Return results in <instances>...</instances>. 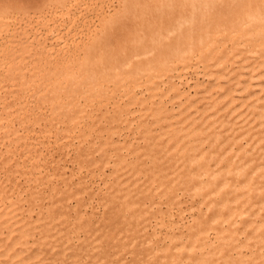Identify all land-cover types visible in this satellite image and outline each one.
<instances>
[{"label": "rangeland", "instance_id": "obj_1", "mask_svg": "<svg viewBox=\"0 0 264 264\" xmlns=\"http://www.w3.org/2000/svg\"><path fill=\"white\" fill-rule=\"evenodd\" d=\"M1 2L0 3H3V1L2 0H0ZM5 2V4L3 3V4H1L0 5V8L3 10V12L5 13H3V12H1L2 10L0 9V18H2V19H0V34H1V36H2V39L0 38V44L2 45H0V49H1V47L2 48H4L5 49V51H6V53L4 52V50L2 49V51L0 52V55H2V56H0L2 59H0V73H1V75H0V78H1V80H0V83H3L2 85L4 86V85H7V80H9V78L11 79V78H19V79H25V80H28V79H30V78H32V79H38V80H40V82L34 87L35 88V90L37 89V88H42L43 86H44V84H45V82L47 83L48 81H51V80H55L56 78L57 79H60L61 77H60V74H61V72L62 71H74V72H76L77 70H76V68L78 67V65L80 64V63H82L84 60H86L87 58H88V55L90 56V55H93V54H98L100 51H101V48L100 47H98V42H99V40H104L105 42H107V43H109V42H111L112 44H113V42H115L113 45H115L118 41L117 40H119L118 38L119 37H115V35L116 36H118L117 34H119L120 33V35L119 36H121V35H123V33H125L126 32V30L128 29V27L129 26H131V27H129V29H132L133 27H134V23L133 22H130L129 20V22H130V24H128L126 21H122L123 22V24H120V22H118V23H116L115 25L118 27V30H117V28H116V30H117V32H116V34H114V32H112V30H115V27L113 26V28L114 29H112V28H108V24L109 23H107V25H106V23H105V21L106 22H108L110 19H113L115 16H117V12L116 11H118L120 8H121V1L120 0H43V1H45L43 4L44 5H46V6H44V7H41V5H43V4H39V3H42L41 1L40 2H38V1H36V0H26V1H23L22 0V2L25 4V5H23L24 7H22V2H21V9L18 7V6H20V5H18L20 2H19V0L17 1V0H14L13 1V5H14V7H13V9H11V10H13V11H11L10 9H8L7 7H9L10 6V8H11V5H12V0H10L9 2H7V0H4ZM18 3H17V2ZM33 2V1H35V2H33V3H31L30 4V2ZM81 1H83V2H81ZM89 1V2H88ZM56 2V3H55ZM108 2V3H107ZM58 3H59V5H58ZM72 3V4H71ZM88 3V4H87ZM95 3V4H94ZM107 3V4H106ZM119 5H118V4ZM8 4H9V6H8ZM28 6H27V5ZM38 4L39 5V7H38V5H37V7H36V5ZM52 4V5H51ZM57 4V5H56ZM70 4V5H69ZM90 4V5H89ZM29 5H31V6H29ZM35 5V6H34ZM67 5V6H66ZM4 6H7L6 8L7 9H5L4 8ZM26 6H27V8L28 9H26ZM48 6H49V8H48ZM53 8H52V7ZM60 7V8H58V7ZM29 7H31V8H29ZM40 7L42 8V9H40ZM55 7H57V8H55ZM63 7V8H62ZM64 7H65V9H64ZM69 7V8H68ZM103 7V8H102ZM118 7H120V8H118ZM23 8H25V9H23ZM34 8H37V9H35V11H34ZM5 9V10H4ZM17 9V10H16ZM40 9V10H39ZM48 9H49V12H48ZM52 9H53V11H52ZM70 11H69V10ZM113 9V10H112ZM117 9V10H116ZM64 12H63V11ZM104 10V11H103ZM16 11L18 12V13H16ZM28 11H30V12H28ZM45 11V12H44ZM51 11V12H50ZM58 11V12H57ZM60 11H62V12H60ZM99 11V12H98ZM114 11V12H113ZM25 14H23V13ZM33 12V13H32ZM39 12H41V14L39 13ZM44 12V13H43ZM57 12V13H56ZM98 12V13H97ZM107 12H109V13H107ZM9 14V16H8V14ZM52 13V14H51ZM66 14L65 15V17H62V16H64L63 14ZM114 13H115V15H114ZM4 16H3V15ZM14 14V15H13ZM31 14V15H30ZM33 14H35V16L33 15ZM62 14V15H61ZM78 14V15H77ZM101 14V15H100ZM27 15L30 17V20H29V18L27 17ZM51 16V18H50V16ZM54 15V16H53ZM70 17H69V16ZM96 15V16H95ZM13 16H14V18H13ZM17 18H16V17ZM41 18H40V17ZM49 16V17H48ZM56 16V17H55ZM73 16V17H72ZM86 16V17H85ZM105 18H104V17ZM108 16H110V17H108ZM6 17H8V20H10L11 19V22H9L7 19H6ZM24 17V18H23ZM37 17V18H36ZM72 17V18H71ZM112 17V18H111ZM12 18H13V21H12ZM18 18H20V19H18ZM31 18H33V19H31ZM40 18V19H39ZM46 18V20L44 21V19ZM52 20V19H54L53 21H52V23L48 20ZM83 18V19H82ZM102 18H104V20L102 19ZM107 18V19H106ZM108 18H110V19H108ZM4 19V20H3ZM18 19V20H17ZM34 19H36V20H34ZM57 19H58V21H57ZM63 19V20H62ZM65 19V20H64ZM75 19V20H74ZM3 20V21H2ZM6 20V21H5ZM26 21V22H24V21ZM32 20H34V21H32ZM39 20H40V22H39ZM42 20V21H41ZM80 20H82V21H80ZM101 20H102V22H101ZM19 23V26L17 25V22ZM20 21V22H19ZM22 21V22H21ZM47 21V22H46ZM65 21V23H63ZM68 21H69V23L70 24H68ZM75 21V22H74ZM84 21V22H83ZM87 21V22H86ZM104 21V22H103ZM13 22H15V23H13ZM33 22V23H32ZM37 22H38V24H37ZM43 22H44V24H45V22L47 23V24H43ZM51 24H50V23ZM72 22V23H71ZM86 22V23H85ZM110 22V21H109ZM121 22V23H122ZM126 24H125V23ZM7 23H9V24H7ZM25 23V24H24ZM39 23H42V26L44 25V28H42V26H41V24H39ZM55 23H57V25L55 24ZM59 23V24H58ZM90 23V25H88ZM101 23H104V24H101ZM5 24V25H4ZM13 25V27H10V26H12ZM18 26V27H20V28H18V27H14V26H16V25ZM29 24V25H28ZM30 24H31V26H30ZM34 24L35 25H37V26H34ZM49 24V25H48ZM65 24V25H64ZM79 24L81 25L80 27H79ZM85 24V25H84ZM98 24V25H97ZM99 24H100V27H99ZM133 24V25H132ZM7 25H9V27H7ZM21 25H23L24 27L23 28H25V26L26 25H28V26H30V27H28V26H26V27H28L27 28V31H24V30H26V29H24V30H22L21 29ZM33 25V26H32ZM69 25V26H68ZM77 25V26H76ZM104 25H106L107 26V28L106 27H104ZM119 25V26H118ZM3 26V27H2ZM6 26V27H5ZM41 26V27H40ZM47 26H48V28H47ZM52 26V27H51ZM56 26V27H55ZM62 26H63V28H62ZM67 26L69 27L68 29H66L67 28ZM72 26V27H71ZM85 26V27H84ZM89 26V27H88ZM36 29H35V28ZM50 27V28H49ZM57 27H59V28H57ZM83 27V28H82ZM122 27H125V30H122ZM127 27V28H126ZM5 28H8L7 29V32L8 33H6L5 31H6V29ZM10 28H14L13 30L12 29H10ZM30 28H32V30L30 29ZM64 28H65V30H67V32L64 30ZM71 28V29H70ZM73 28H74V30H73ZM75 28H78V29H75ZM91 28H92V30L94 31L95 30V32H94V34H93V31L91 30ZM99 28H100V30H99ZM105 28H106V31L109 29L111 32H109V31H107V32H109L110 34H106L105 32ZM20 29V30H19ZM29 29V30H28ZM38 30L37 31V33H36V35H38V37L40 36V39H39V41H38V38H37V36L35 35V30ZM46 29H48V30H46ZM64 32H66V33H64L63 34V32L61 31V30ZM71 31H70V30ZM85 29V32H83V30ZM91 31H90V30ZM98 29V30H97ZM119 29L121 30L120 32H119ZM10 30H11V33H10ZM17 30H19V31H17ZM44 30H46L47 32V34L46 33H44ZM53 30H54V32H53ZM56 30V31H55ZM68 30H69V32H68ZM75 31V32H73V31ZM115 30V31H116ZM14 31H15V33H17V34H15L14 33ZM22 33H21V32ZM31 33H30V32ZM33 31H35V32H33ZM40 31V32H39ZM41 31H43L42 32V35H39V34H41ZM51 31V32H50ZM58 31V32H57ZM80 31H81V36H80ZM99 31H102V33L101 32H99ZM103 31H105V32H103ZM128 31V30H127ZM13 32V33H12ZM21 33V35H20V33ZM25 32V33H24ZM26 32H27V34L28 35H26L25 36V34H26ZM58 33V34H56V33ZM59 32H61V34L59 33ZM79 32V33H78ZM83 32V33H82ZM88 32V35L86 34ZM97 32H99V33H97ZM119 32V33H118ZM122 32V33H121ZM10 33V34H9ZM24 33V34H23ZM44 33V34H43ZM103 33H105V34H103ZM111 33H113V35H114V37L115 38H113L112 36H111ZM8 34H9V36H8ZM31 34V35H30ZM50 34V35H49ZM54 34V35H53ZM71 34H72V36H71ZM77 34H79L78 35V37H76V35ZM84 34V35H83ZM93 34V35H92ZM101 34V35H100ZM3 35H4V37H3ZM8 37H7V36ZM36 37H35V36ZM44 35H47V36H44ZM69 37H68V36ZM99 35V36H98ZM102 35H107V36H110V37H108L109 39H108V41H107V37H103ZM0 36V37H1ZM12 36V37H11ZM20 36V38H18V37ZM29 38H28V37ZM30 36H32V38L33 39H31V37ZM55 36V37H54ZM59 36V37H58ZM65 36H66V39H65ZM75 36V37H74ZM90 36V37H89ZM92 36H96L94 39H93V37ZM102 36V37H101ZM13 37H14V39H13ZM48 37V38H47ZM61 37H62V39H61ZM64 37V38H63ZM84 39H83V38ZM6 38V39H5ZM25 39V40H23V39ZM27 38V39H26ZM41 38H43V39H41ZM52 38H53V40H52ZM59 38V39H58ZM74 38V39H73ZM75 38H77V40H75ZM81 38V39H80ZM88 39V40H86V39ZM100 38V39H99ZM104 38V39H103ZM105 38H106V40H105ZM4 39H5V41H4ZM9 39V40H8ZM16 39V40H15ZM21 40V42L23 41V43H29V45L27 44V45H22L23 43H19L20 41H18V40ZM45 39H47V41L45 40ZM112 39H114V41L112 40ZM27 40V41H26ZM30 40V41H29ZM31 40H32V42H31ZM37 41V44L39 45V43L41 44V45H39V46H37V44H36V42L35 41ZM45 40V41H44ZM56 40H58V41H56ZM67 40H69V41H67ZM91 40V41H90ZM6 42V43H4V42ZM26 41V42H25ZM29 41V42H28ZM44 41V43L42 44L41 42H43ZM51 41V42H50ZM61 41H63V42H61ZM70 41H71V44H69L70 43ZM93 41V42H92ZM117 41V42H116ZM8 42H9V44H8ZM16 42V43H15ZM19 44H18V43ZM53 42V43H52ZM56 42V43H55ZM64 42H65V44H64ZM81 42H83V44L81 43ZM85 42V43H84ZM90 42V43H89ZM94 42H95V44H94ZM12 43H14V44H12ZM72 43H74V44H72ZM86 43H88L87 45H86ZM93 43V44H92ZM110 43V45H112ZM3 44H7V45H9V46H6V45H3ZM48 44V45H47ZM60 44H62V45H60ZM87 46H85V45ZM11 45H13V46H11ZM34 45V46H33ZM73 45V46H72ZM75 45V46H74ZM79 45V46H78ZM96 46V47H94V46ZM112 45V46H113ZM15 46V47H14ZM16 46H17V49H16ZM21 46V47H20ZM28 46V47H27ZM35 46H37V48L35 47ZM42 46V47H41ZM45 46V47H44ZM50 46L51 47H54V49L52 50V48H50ZM57 46V47H56ZM59 46V47H58ZM84 47V48H81V47ZM91 47V49H90V47ZM22 47H24L25 48V50H24V48H22ZM31 47V48H30ZM50 48V49H48V48ZM65 47V48H64ZM86 47V48H85ZM12 48V49H11ZM26 48H27V51H26ZM38 48H40V49H38ZM44 50H43V49ZM47 48V49H46ZM68 48H69V50H68ZM71 48V49H70ZM77 48H78V50L80 51V52H78V50H77ZM80 48V49H79ZM87 48H88V50H87ZM98 48V49H97ZM99 48H100V50H99ZM13 49H15V50H13ZM35 51H34V50ZM45 49H46V51H45ZM63 51H62V50ZM74 49V50H73ZM83 49V50H82ZM13 50V51H12ZM23 50V51H22ZM32 50H33V52H32ZM38 50V51H37ZM40 50V51H39ZM42 50H43V52H42ZM56 50V51H55ZM70 50H71V52H70ZM91 50V51H90ZM95 52H94V51ZM12 51V52H11ZM15 51V54H13V52ZM20 51V52H19ZM37 51V52H36ZM49 51H51V52H49ZM73 51V52H72ZM77 51V52H76ZM85 51H86V53H85ZM88 51V52H87ZM94 53H93V52ZM4 52V53H3ZM30 52L32 53V54H30ZM35 52V53H34ZM61 54H60V53ZM65 52V53H64ZM97 52V53H96ZM27 53V54H26ZM29 53V54H28ZM48 53V54H47ZM56 53V54H55ZM3 54H5V55H3ZM12 54H13V56H12ZM19 54V55H18ZM23 54V56L21 57V55ZM26 54V55H25ZM45 54V55H44ZM51 54H53V56L51 55ZM55 54V55H54ZM60 54V55H59ZM70 54H72V56L70 55ZM78 55V57H75V56H77ZM83 54H84V56L86 57H84L83 56ZM32 55H35V56H33V60L31 59V57H32ZM44 57H43V56ZM49 55H51V57L49 56ZM4 56V57H3ZM10 56V57H9ZM24 56H25V58H24ZM39 56V57H38ZM71 56V57H70ZM19 57H21L20 58V60H19ZM27 57V58H26ZM29 57V58H28ZM36 57V58H35ZM57 57V58H56ZM67 57V58H66ZM6 60V61H4V59ZM17 58H18V60H17ZM51 58V59H50ZM66 58V59H65ZM75 58H76V60H75ZM82 58V59H81ZM85 58V59H84ZM25 60V63L23 62L24 60ZM28 59V60H27ZM62 59V60H61ZM80 60V61H78V60ZM2 60V61H1ZM15 60H17V61H15ZM23 60V61H22ZM29 62H27V61ZM60 60V61H59ZM70 60V61H69ZM75 60V61H74ZM8 61V62H7ZM14 61V62H13ZM35 61V62H34ZM40 61V62H39ZM52 63H51V62ZM54 61V62H53ZM56 61V62H55ZM78 61V62H77ZM10 62V63H9ZM15 62H17V64L15 63ZM21 62H22V64H21ZM34 62V63H33ZM47 62V63H46ZM59 62V63H58ZM71 64H70V63ZM72 62H73V64H72ZM75 62V63H74ZM77 62V63H76ZM15 63V64H14ZM31 63H33V65H31ZM41 63V64H40ZM54 63V64H53ZM63 63H64V65H63ZM3 64V65H2ZM13 64V67L11 66ZM21 64V65H20ZM28 64H30L29 66H28ZM37 64V65H36ZM50 64V65H49ZM62 64V65H61ZM57 65V66H56ZM9 66V67H8ZM24 66V67H23ZM35 66H37V69L35 68ZM45 66V67H44ZM52 66H53V68H52ZM63 68H62V67ZM67 66V67H66ZM69 66V67H68ZM76 66V67H75ZM5 67V68H4ZM20 67V68H19ZM22 67V68H21ZM29 67V68H28ZM46 67H47V69H48V67H49V69L47 70L46 69ZM59 67V68H58ZM61 67V68H60ZM65 67V68H64ZM193 67H195L194 69H193ZM192 68H188V69H183V70H174V71H170L169 72V74H167L166 76L169 78H167L166 76H163L162 78L163 79H159V81H158V87H157V89H156V91L154 92H152V95H151V92L146 88V86H144L143 84H141V86L140 85H138V87H136V86H131V88H128V87H126V89H124L125 88V86L123 87V86H121V87H113L112 85H111V83L110 84H108L107 86H104V88L106 89V88H108V90L107 91H105L103 94H100L99 96H95V97H90L88 94H86L85 96L83 95V94H76V96L75 97H73L74 98V100H73V98H71V99H68V98H65L66 96L65 95H63L62 96V98L60 97V99L57 101V102H55V101H52V100H48L47 99V97L48 96H46V97H43V96H41V95H37V94H32V92L31 91H26V92H20V93H18V94H16V95H13L12 93H7L8 92V90H5L4 88H0V130H2V131H0V139L1 138H3V139H1L2 140V142H0V152L2 153H0V227H2V228H0V264H67L68 262V264H70L71 262V264H83V263H86V264H107V263H109V264H136V261H132V259L133 260H137V258H139L138 260H137V264H149V262H151L150 264H153L154 263V260H155V263L154 264H161V262H162V264H167V263H169V264H186V262H187V264H191L192 262L194 263V264H217V263H219V264H239V263H242L241 262V260L243 261V262H245V264H259L261 261H262V259L264 260V246H261L260 248H259V250H258V255L257 254H255V253H250V250H251V246H248V245H246V244H244V243H241L242 242V234H241V239L242 240H238V241H235V243L234 242H232V243H226V245H225V243L224 242H220V241H214V239H213V235H212V233H209L208 234V240L206 241V245H208V246H204V248L203 247H196L195 248V250L193 251V252H195L196 250V254H194L193 252H191L190 253V250L188 249L190 246H191V243H190V241L187 239V236H188V232H189V230H190V225L193 223V221H194V219H196V215H198V212H199V210H202V213H204V214H206V216L209 214V212H207L204 208L202 209V207H203V205L200 203V200L198 199V198H195V197H190V194L191 193H189V191L186 189L187 188V184H185V182H183L182 180V178L180 177H178V176H181V174H180V172H181V170H178L179 168V164H180V161H179V159H177L178 157L176 156V155H173V150L171 151V149H173V146L171 145L172 144V140H171V138H170V135H171V131H170V129L169 128H167L168 126H170V125H172V126H174L175 125V127L177 128H179L180 126H181V122L179 121V120H181L182 118L180 117V116H176L178 113H179V108H180V105H181V103H182V105L181 106H186V104L188 105V102L189 103H191V102H193V103H195V104H197L198 106H201L202 104H203V101L201 100V98H200V96H201V91L202 90H204V88L208 85L207 83H208V80H207V77H205L204 75H203V72H201V71H199V69L201 70V68L200 67H197L196 65H194ZM197 67V68H196ZM3 68V69H2ZM57 68H58V70L59 69H62V70H60V72L58 73V70H57ZM73 68V69H72ZM12 69V70H11ZM16 69V71H17V73H14V70ZM25 69V70H24ZM44 69V70H43ZM197 69H198V71H197ZM23 70V71H22ZM33 72H32V71ZM46 70V71H45ZM76 70V71H75ZM2 71H4V72H2ZM48 71H49V73H48ZM51 71V72H50ZM183 71V72H182ZM185 71V72H184ZM12 72V73H11ZM21 73V74H19V73ZM22 72H23V74H22ZM25 72V73H24ZM29 72V73H28ZM36 72V73H35ZM54 72V73H53ZM175 72V73H174ZM197 72V73H196ZM199 72V73H198ZM27 73V74H26ZM32 73H34V74H32ZM44 73V74H43ZM51 73V74H50ZM173 73V74H172ZM196 73V74H195ZM200 73H202V74H200ZM7 74V75H6ZM16 74V75H15ZM18 74H19V77H18ZM26 74V75H25ZM33 76H32V75ZM43 76H42V75ZM6 75V76H5ZM28 75V76H27ZM38 75V76H37ZM51 75V76H50ZM57 75V76H56ZM191 75V76H190ZM198 75V76H197ZM26 76V77H25ZM55 78H53V77ZM179 76V77H178ZM184 76H187V77H184ZM204 76V77H203ZM6 77V78H5ZM34 77V78H33ZM41 77V78H40ZM60 77V78H59ZM48 78H49V80H48ZM166 78V79H165ZM180 78V79H179ZM205 78V79H204ZM4 79H6L5 81H4ZM51 79V80H50ZM56 79V80H57ZM172 79H174V80H172ZM3 80V81H2ZM163 80V81H162ZM170 80V81H172V82H170L169 83V86H171V87H169L168 86V81ZM197 80V81H196ZM161 81V82H160ZM167 81V82H166ZM188 81V82H187ZM203 81V82H202ZM206 81V82H205ZM176 82V83H175ZM187 82V83H186ZM198 82V83H197ZM200 82V83H199ZM40 83H41V85H40ZM182 83V84H181ZM202 83H204L203 85L205 86H203L202 85ZM43 84V85H42ZM160 84V85H159ZM176 84V85H175ZM206 84V85H205ZM109 85L111 86L110 88H109ZM144 87H143V86ZM163 85V86H162ZM172 85L174 86L173 88L176 90V91H178L179 93H180V97H176V96H173V94H174V92H173V90H172ZM196 85H197V87H196ZM39 86H41V87H39ZM176 86H177V88H176ZM193 86H194V88L195 89H197L198 91H195V89L193 88ZM198 86H201V87H199L198 88ZM37 87V88H36ZM162 87V88H161ZM170 89H169V88ZM182 87V88H181ZM204 87V88H203ZM113 88V89H112ZM116 88V89H115ZM117 88H120V89H117ZM168 88V89H167ZM179 88V89H178ZM203 88V89H202ZM129 89V90H128ZM160 89H162V92H159V91H161ZM181 89V90H180ZM110 90H111V92H110ZM114 90V91H113ZM120 90V91H119ZM135 90V91H134ZM157 90H159V91H157ZM167 90H169L168 92H167ZM190 90V91H189ZM115 93V94H113V92ZM124 91V92H123ZM140 91V92H139ZM144 91V92H143ZM147 91V92H146ZM183 91V92H182ZM28 92V93H27ZM129 92H130V94H129ZM156 92H157V94L159 95H157L156 94ZM166 92V94H167V96H166V94H164ZM169 92H171V93H169ZM195 94H194V93ZM23 93V94H22ZM110 93V94H109ZM124 93H125V95H124ZM163 93V94H162ZM169 93V94H168ZM182 93V94H181ZM185 93H190V94H188V95H186ZM197 93V94H196ZM7 94L9 95V96H7ZM32 94V95H31ZM112 94V95H111ZM132 94H133V96H132ZM148 94H150V95H148ZM153 94H155V95H153ZM172 94V95H171ZM199 94V95H198ZM24 95V96H23ZM83 95V96H82ZM111 95V96H110ZM115 95V96H114ZM118 95V97H116ZM122 95V96H121ZM129 97H128V96ZM140 95H141V97H140ZM173 96V97H171V96ZM186 95V96H185ZM195 95V96H194ZM198 95V96H197ZM4 96V97H3ZM6 96V97H5ZM11 96V97H10ZM16 96H17V99H16ZM30 96V97H29ZM34 96V97H33ZM36 96H37V99H36ZM79 96H81L82 98H84V99H82L81 97H79ZM89 96V97H88ZM104 96V97H103ZM108 96V97H107ZM110 96V97H109ZM132 96V97H131ZM164 98H163V97ZM183 96V97H182ZM189 96H192L191 98L189 97ZM19 97V98H18ZM23 97V98H22ZM26 97V98H25ZM77 97V98H76ZM98 97V98H97ZM101 97V98H100ZM107 99H106V98ZM111 97H113V98H111ZM125 97V98H124ZM127 97V98H126ZM155 98L154 100H153V98ZM158 97V98H157ZM162 97V99H160ZM171 97V98H170ZM195 97V98H194ZM7 98V99H6ZM11 100H9V99ZM12 98V99H11ZM42 98V99H41ZM79 98V99H78ZM123 99V100H121V99ZM129 98V100L131 101H129V100H127ZM131 98V99H130ZM133 98H136V99H134L133 100ZM149 98V99H148ZM175 98L177 99V100H175ZM182 98V99H181ZM187 100H186V99ZM15 99V100H14ZM25 99V100H24ZM39 99V100H38ZM43 99H45V100H43ZM63 99H64V101L66 102V104L68 103V102H70L71 100H73V102L74 103H78V104H80V105H76V104H74V107H72L69 111H72V110H74V111H72V112H64V111H62V110H60V109H58V105L57 104H62V105H65V102L63 101ZM86 99H88V100H86ZM91 99H93V100H91ZM96 99V100H95ZM104 99V100H103ZM106 99V100H105ZM141 99H143V100H141ZM147 99V100H146ZM158 99H160L161 101H162V104L159 102V100ZM169 99V100H168ZM174 99V101L172 102L171 100H173ZM193 99H195V100H193ZM19 100V101H18ZM32 100V101H31ZM60 100H62V101H60ZM83 101V103H82V101ZM91 100V101H90ZM95 100V101H94ZM97 100H98V102H97ZM100 100V101H99ZM117 101V103H114V101ZM138 100V101H137ZM165 100V101H164ZM189 100V101H188ZM200 100V101H199ZM17 101V102H16ZM22 101H23V103H22ZM48 101H50L51 102V104H50V102H48ZM93 101V102H92ZM109 101V102H108ZM115 101V102H116ZM118 101H121V102H119L118 103ZM133 101V102H132ZM139 101H141V102H139ZM150 101V102H149ZM155 101V102H154ZM170 101V102H169ZM176 101V102H175ZM178 101H179V103H178ZM188 101V102H187ZM8 102V103H7ZM43 104H41V103ZM54 104H53V103ZM60 102H62V103H60ZM90 103V104H88V103ZM103 102V103H102ZM109 104H108V103ZM126 102V103H125ZM137 102V103H136ZM145 102V103H144ZM157 102L159 103V104H157ZM202 102V103H201ZM18 103V104H17ZM26 103V104H25ZM38 103V104H37ZM56 103V104H55ZM82 103V104H81ZM97 104V107H96V110H95V104ZM107 103V104H106ZM114 103V104H113ZM128 104V105H125V104ZM135 103V104H134ZM138 103H140V104H138ZM148 103V104H147ZM184 103H186V104H184ZM200 103V104H199ZM23 106H22V105ZM36 104V105H35ZM52 104H53V106H52ZM84 104V105H83ZM92 104H94V105H92ZM117 104V105H116ZM131 104V105H130ZM134 104V105H133ZM145 104V105H144ZM146 104H147V107H145L144 108V106H146ZM151 104V105H150ZM152 104H153V106H152ZM160 104H161V106H160ZM167 106H165V105ZM4 105V106H3ZM26 105V106H25ZM29 107H28V106ZM32 105V106H31ZM57 105V106H56ZM59 105V106H60ZM112 105H113V107H112ZM116 105V106H115ZM122 105V106H121ZM125 105V106H124ZM133 105V106H132ZM138 107H137V106ZM143 105V106H142ZM148 105H150V106H148ZM155 105V106H154ZM159 107H162V109L159 107H157V106ZM16 106V107H15ZM23 108H21V107ZM31 106V107H30ZM36 106V107H35ZM48 106V107H47ZM53 107L52 108V110H51V108L50 107ZM76 106V107H75ZM78 106H80V107H78ZM90 106V107H89ZM99 106V107H98ZM103 106V107H102ZM119 106V107H118ZM125 108H124V107ZM127 106V107H126ZM142 106V107H141ZM5 107V108H4ZM8 107V108H7ZM14 107V108H13ZM21 109H20V108ZM27 107V108H26ZM38 107H40V108H38ZM78 107V108H77ZM86 107V108H85ZM115 107V108H114ZM128 107H130L129 109H128ZM149 107V108H148ZM163 107H164V109H163ZM178 107V110H176V108ZM13 108V109H12ZM16 108V109H15ZM48 110V109H50L51 110V112H50V110H46V109ZM80 108H83V109H80ZM91 109V111H90V109ZM92 108H94V109H92ZM99 108V109H98ZM106 108V109H105ZM111 108H113V109H111ZM119 108V109H118ZM127 108V109H126ZM139 110H137V109ZM143 108H144V110H143ZM152 108H153V110H152ZM156 108V109H155ZM3 109V110H2ZM15 109V110H14ZM18 109V110H17ZM24 109H25V111H24ZM33 109V110H32ZM38 109V110H37ZM42 109V110H41ZM76 109H78V110H76ZM124 109H126V110H124ZM134 109V110H133ZM136 109V110H135ZM146 109V110H145ZM151 109V110H150ZM157 109H158V111H157ZM160 109V110H159ZM167 109H168V111H167ZM174 110V112H173V110ZM28 110H30V112L28 111ZM43 110L45 111V112H43ZM55 112H54V111ZM66 110V109H65ZM80 110V111H79ZM85 110H86V112H85ZM89 110V111H88ZM94 110V111H93ZM99 112H98V111ZM107 110V111H106ZM112 110V111H111ZM118 110V111H117ZM121 110H122V112H121ZM141 110H143L142 112H141ZM166 110V111H165ZM176 110V111H175ZM28 111V112H27ZM40 111V113H37V112H39ZM57 111H59V112H57ZM62 111V112H61ZM78 113H77V112ZM101 111V112H100ZM103 111H105V112H103ZM124 111L126 112V111H128V112H126L125 114H124ZM146 111H148V112H146ZM153 111H157V112H159V113H155V112H153ZM170 111V112H169ZM33 112V113H32ZM35 112V113H34ZM53 112V113H52ZM57 112V113H56ZM96 112V113H95ZM117 112H121L120 114L119 113H117ZM131 112H133L132 114H131ZM138 112V113H137ZM140 112V113H139ZM152 112H153V114H152ZM165 112H167L166 113V115H165ZM21 113V114H20ZM25 113V114H24ZM28 113V114H27ZM37 113V115H38V117H37V115H35ZM41 113H42V115H41ZM45 113V114H44ZM46 113H48L49 115H47ZM55 113H56V115H55ZM62 113V114H61ZM64 113V114H63ZM81 113V114H80ZM86 115H85V114ZM93 113V114H92ZM101 113V114H100ZM116 113V114H115ZM136 113V114H135ZM144 113H145V115H144ZM147 113H148V116H147ZM171 113V114H170ZM51 114H53V116L51 115ZM67 114H68V117H69V119H68V117H67ZM70 114H71V116L72 117H74V119H72V117H70ZM74 116H73V115ZM78 116H77V115ZM88 114V115H87ZM105 114V115H104ZM107 114V115H106ZM108 114H110V115H112V116H110V115H108ZM117 116V118H115L116 116ZM135 114V115H134ZM159 115L158 117H159V119L157 118V116L156 115ZM161 114H163V115H161ZM175 114V115H174ZM9 117H7V116ZM20 115V116H19ZM32 117H31V116ZM64 115H66V116H64ZM119 115V116H118ZM128 116V117H126V116ZM131 115V116H130ZM137 115V116H136ZM139 115V116H138ZM172 115V116H171ZM173 115L174 116H176V119H174L175 117H173ZM231 114H229V115H227V114H225V116H226V119L227 120H230L231 122H229L228 124H231V123H233V122H238V120H237V118H235L233 115H231ZM3 116V117H2ZM17 116V117H16ZM34 116H36V117H34ZM50 116V117H49ZM62 116V117H61ZM75 116H77V117H75ZM88 116V117H87ZM90 116V117H89ZM92 116V117H91ZM97 118H99V119H97ZM99 116V117H98ZM100 116H102V117H100ZM103 116H110V117H108V119H107V117H104L105 119H103ZM114 116V117H113ZM121 116V117H120ZM136 116V117H135ZM144 116V117H143ZM145 116H147V117H145ZM152 116V117H151ZM154 116H155V118H154ZM167 118H166V117ZM172 118L173 117V119H172V121H170L171 119L169 118ZM196 116H199V115H196ZM228 116V117H227ZM7 117V118H6ZM16 117V118H15ZM41 117H43V118H41ZM46 117H47V119H46ZM55 117V118H54ZM93 117H94V119H93ZM120 117V118H119ZM125 117V119H128V120H125V119H123ZM130 117L132 118V119H130ZM140 117V118H139ZM148 117H151V118H148ZM19 118V120L17 121V119ZM34 118V119H33ZM51 118V119H50ZM60 118L61 120H58V119ZM66 118V119H65ZM77 118V119H76ZM80 118V119H79ZM83 118V119H82ZM89 118V119H88ZM102 118V119H101ZM111 120H110V119ZM113 118L116 120V121H119V122H113L114 120H113ZM144 118V119H143ZM180 118V119H179ZM187 118H189V121H190V118H192V116L190 117V116H188ZM229 118V119H228ZM234 119V121H233V119ZM10 119V120H9ZM27 119V120H26ZM35 119H36V121H35ZM86 119V120H85ZM92 119V120H91ZM118 119V120H117ZM120 119V120H119ZM123 119V120H122ZM137 119H139V120H137ZM147 119H149V120H151V119H153V120H155V121H153V120H151V122L149 121V120H147ZM30 120V121H29ZM47 120V121H46ZM54 120V121H53ZM58 120V121H57ZM74 120H75V122H74ZM83 120V121H82ZM101 122H100V121ZM105 120V121H104ZM130 120V121H129ZM133 120V121H132ZM135 120V121H134ZM143 120V121H142ZM162 120V121H161ZM166 120H167V122H166ZM175 120V121H174ZM237 120V121H236ZM7 123H6V122ZM11 121V122H10ZM16 121V122H15ZM26 121V122H25ZM39 121V122H38ZM53 121V122H52ZM70 121H71V123H70ZM85 121H87V122H85ZM106 121H109V123L108 122H106ZM125 121V122H124ZM127 121H128V123H127ZM144 121H147V122H144ZM158 121H160V123L158 122ZM170 121V123H168ZM5 122V123H4ZM31 122V123H30ZM42 122V123H41ZM43 122H44V124H43ZM61 122V123H60ZM81 122V123H80ZM83 122V123H82ZM94 122V123H93ZM100 122V123H99ZM123 124H122V123ZM132 122V123H131ZM138 122V123H137ZM150 122V123H149ZM162 122V123H161ZM174 122V123H173ZM178 122H180V123H178ZM17 124V125H14V124ZM26 123V124H25ZM29 125H28V124ZM37 123V124H36ZM46 123V124H45ZM48 123H50V124H48ZM53 123V124H52ZM68 123V124H67ZM74 123V124H73ZM78 123V125H75V124H77ZM88 123V124H87ZM91 123H93V124H91ZM98 123V124H97ZM101 123H102V125H101ZM106 123V124H105ZM113 123H114V125H113ZM119 123V124H118ZM126 123H127V126H128V128H127V126H126ZM132 125H131V124ZM136 123L139 125H136ZM143 123H145V125H143ZM146 123L147 124H149L148 125V128L146 127L147 125H146ZM154 123H156L155 125L156 126H154ZM10 124V125H9ZM21 124V125H20ZM48 124V125H47ZM90 124V125H89ZM97 124V125H96ZM106 126H105V125ZM107 124H108V126H107ZM110 124V125H109ZM151 124H153L152 125V127H151ZM6 125H7V127H6ZM14 127H13V126ZM24 125V126H23ZM51 125V126H50ZM56 125V126H55ZM63 125V127H61ZM73 125V127H71V126ZM87 126V128H86V126ZM118 125H120V126H118ZM122 125V126H121ZM136 125V126H135ZM165 125V126H164ZM177 125V126H176ZM15 129H13L12 127ZM33 126V127H32ZM46 126V127H45ZM49 128H48V127ZM68 126V127H67ZM82 126V127H81ZM95 126V127H94ZM135 128H134V127ZM162 126V127H161ZM228 126V125H227ZM20 127V128H19ZM99 129H98V128ZM100 127H101V129L102 130H100ZM104 127H106V128H104ZM107 127H108V129H107ZM124 127H126V129L124 128ZM140 127H143V128H140ZM146 127V128H145ZM9 128V129H8ZM54 128H55V130H54ZM73 128V129H72ZM79 128V129H78ZM84 128V129H83ZM87 130H86V129ZM115 128V130L113 131V129ZM143 131V133H141L142 131L140 130V129ZM161 128V129H160ZM11 129V130H10ZM91 129V130H90ZM93 129V130H92ZM104 129V130H103ZM137 129H139L140 130V132H139V130L137 131ZM152 129V130H151ZM160 129V130H159ZM3 130H5L6 131V134H5V131H3ZM17 130V131H16ZM25 132H24V131ZM42 130V131H41ZM47 130H49V131H47ZM72 130V131H71ZM75 132H74V131ZM95 130V131H94ZM96 130H98V131H96ZM107 130H111V131H108L107 132ZM118 130V131H117ZM145 130V131H144ZM169 130V131H168ZM40 131V132H39ZM52 132V134H51V132ZM56 131V132H55ZM59 131V132H58ZM79 131V132H78ZM82 131V132H81ZM90 131V132H89ZM105 131V132H104ZM164 131V132H163ZM3 132V133H2ZM23 132V133H22ZM32 132V133H31ZM39 132V133H38ZM47 134H46V133ZM56 134H55V133ZM64 133V135H63V133ZM67 132V133H66ZM70 134H69V133ZM147 132V133H146ZM150 132H151V134H150ZM153 132H155V133H153ZM17 133H20V134H17ZM40 133H42V134H40ZM60 133V134H59ZM71 133H72V135H71ZM74 133V134H73ZM77 135H76V134ZM102 133H104V134H102ZM159 133V134H158ZM161 133V134H160ZM35 134L37 135V136H35ZM84 134H85V136H84ZM90 134V135H89ZM107 134H108V136H107ZM111 134H113V135H111ZM168 134V137L166 136ZM170 134V135H169ZM4 135H6V136H4ZM12 135V137L10 138V136ZM16 135V136H15ZM42 135V136H41ZM44 135H45V137H44ZM46 135H48V136H46ZM71 135V136H70ZM79 135V136H78ZM101 135V136H100ZM111 135V136H110ZM151 137H150V136ZM7 136L9 137V139H10V141H9V139L7 138ZM15 136V137H14ZM31 136H33L34 138H32ZM53 136V137H52ZM59 136V137H58ZM76 136V137H75ZM103 136V137H102ZM106 136V137H105ZM141 136V137H140ZM161 136V137H160ZM6 137V138H5ZM30 137V138H29ZM36 137V138H35ZM47 137V138H46ZM52 137V138H51ZM58 137V138H57ZM105 137V138H104ZM109 137V138H108ZM145 137V138H144ZM167 137V138H166ZM22 138H23V140H22ZM50 138V139H49ZM71 138V139H70ZM78 138H80V141H79V139ZM112 138V139H111ZM144 138V139H143ZM151 138V139H150ZM153 138V139H152ZM169 138V139H168ZM13 139V140H12ZM18 139V140H17ZM30 139V140H29ZM36 139V140H35ZM46 139V140H45ZM48 139V140H47ZM55 139V140H54ZM82 139V140H81ZM86 139V140H85ZM101 139V140H100ZM104 139H106V140H104ZM143 139V140H142ZM163 139V140H162ZM15 140V141H14ZM22 140V141H21ZM27 140V141H26ZM33 140H35V141H33ZM41 140V141H40ZM51 140V141H50ZM60 140H62V141H60ZM76 140H78V141H76ZM110 140V141H109ZM114 140V141H113ZM146 140V141H145ZM148 140V141H147ZM4 141V142H3ZM17 141V142H16ZM44 141V142H43ZM57 141V142H56ZM64 141V142H63ZM84 141V142H83ZM94 143H93V142ZM99 141H102V142H104V143H102V142H100V143H98ZM107 141V142H106ZM112 141V142H111ZM143 141H145V142H143ZM152 141H153V143H152ZM172 141V142H171ZM6 142H9V143H6ZM28 144H27V143ZM155 142V143H154ZM244 141H242V144H244L243 143ZM21 143H23V144H21ZM26 143V144H25ZM85 143H87V144H85ZM103 145H102V144ZM106 143H108V144H106ZM116 143V144H115ZM120 143V144H119ZM146 143L148 144V145H146ZM149 143H151L150 145H149ZM158 143V144H157ZM160 143V144H159ZM171 143V144H170ZM2 144V145H1ZM5 144V145H4ZM39 144V145H38ZM77 144V145H76ZM80 144V145H79ZM84 145V146H82V145ZM93 145V147H92V145ZM97 144V145H96ZM122 144V145H121ZM144 144V145H143ZM206 143H203V145L201 144V147H207V144L205 145ZM22 145V146H21ZM35 145H36V148H35ZM38 145V146H37ZM79 145V146H78ZM88 145V146H87ZM94 145H96V146H94ZM105 145H109V147L108 146H105ZM110 145H112V146H110ZM114 145V146H113ZM124 145V146H123ZM138 145H139V147H138ZM155 145V146H154ZM167 146V145H169V146H167V149H166V147H164V146ZM171 145V146H170ZM8 146V147H7ZM74 146H75V148H74ZM89 146H91V148H89ZM103 146H105L104 148H103ZM117 146V147H116ZM123 146V147H122ZM141 146V147H140ZM144 146V147H143ZM152 146V148L153 149H155V150H151L152 148H150ZM156 146H158V147H160V150H159V148L158 147H156ZM9 147H10V149H9ZM16 147H18V148H16ZM28 147H30V148H28ZM111 147V148H110ZM119 147H121V148H119ZM137 147V148H136ZM145 147H146V149H145ZM4 148V149H3ZM14 148V149H13ZM25 148V149H24ZM81 148V149H80ZM86 148V149H85ZM112 148H114V149H112ZM118 148V149H117ZM19 151H18V150ZM23 149V150H22ZM34 149V150H33ZM37 151H36V150ZM77 149H79V150H77ZM90 149V150H89ZM95 149L97 150V151H95ZM102 150V151H100V150ZM107 149V150H106ZM140 151H139V150ZM144 151H143V150ZM170 149V150H169ZM2 150V151H1ZM11 152H10V151ZM21 150L23 151V153L21 152ZM26 152H25V151ZM80 150H82V151H80ZM89 150V151H88ZM91 150L94 152H91ZM100 152H99V151ZM118 150V151H117ZM121 150V151H120ZM146 150H148V151H146ZM40 151V152H39ZM77 151H78V153H77ZM86 151V152H85ZM90 153V154H87L88 152ZM110 151V152H109ZM114 151V152H113ZM135 151V152H134ZM140 153V154H142L143 152V154L142 155H140L138 152ZM146 151V152H145ZM153 151V152H152ZM160 151H161V154H160ZM163 151V152H162ZM164 151H167L166 153L164 152ZM15 152V153H14ZM29 152V153H28ZM32 154H31V153ZM37 152V153H36ZM80 152H82V153H80ZM104 154H103V153ZM106 152H107V154H106ZM119 152V153H118ZM148 152V153H147ZM151 152V153H150ZM154 152H156V153H158V154H156V153H154ZM5 153V154H4ZM8 153V154H7ZM20 153V154H19ZM34 153V154H33ZM80 153V154H79ZM91 153H93V154H91ZM108 153H109V155H108ZM121 153V154H120ZM134 155H133V154ZM169 153V154H168ZM26 154V155H25ZM39 154V155H38ZM82 154V155H81ZM85 154V155H84ZM102 154V155H101ZM106 154V155H105ZM118 154V155H117ZM166 154V155H165ZM10 155V156H9ZM20 155V156H19ZM23 155V156H22ZM36 155H37V157H36ZM93 155V156H92ZM95 155V156H94ZM112 155V156H111ZM138 155V157L136 158L135 156H137ZM147 155V156H146ZM152 157H151V156ZM157 155V156H156ZM160 156V158H159V156ZM170 155V156H169ZM6 157V158H4V157ZM8 156V157H7ZM31 156V157H30ZM41 156V157H40ZM77 156V157H76ZM78 156H79V159H78ZM86 156V157H85ZM97 156V157H96ZM147 158H146V157ZM154 156V157H153ZM164 156V157H163ZM173 157V159L172 158H170V157ZM3 159H2V158ZM12 157V158H11ZM21 157H22V159H21ZM73 157H74V159H73ZM88 157V158H87ZM96 158V159H94V158ZM109 157V158H108ZM119 157H121V158H119ZM123 157V158H122ZM156 157V158H155ZM166 157V158H165ZM28 158V159H27ZM32 158V159H31ZM36 158H38V159H36ZM83 158V159H82ZM84 158H86V159H84ZM89 158H90V160H89ZM102 158V160H100ZM117 158V159H116ZM162 158H163V160H162ZM168 158V159H167ZM175 158V159H174ZM9 161H8V160ZM17 161V162H15L14 163V161ZM18 159V160H17ZM31 159V160H30ZM88 159V160H87ZM110 159V160H109ZM140 161H139V160ZM144 161H143V160ZM146 159H147V161H146ZM149 159H150V161H149ZM154 159V160H153ZM162 160V161H160V160ZM6 160V161H5ZM22 162V160H23V162L25 163V165H22L23 164V162L21 163L20 161ZM26 160H28V161H26ZM46 160V161H45ZM77 160V161H76ZM82 160H84L83 162H82ZM93 160V161H92ZM112 160H114V161H112ZM117 160V161H116ZM122 160V161H121ZM135 160H137L139 163H137V161H135ZM156 160H158L159 161V163H157L158 161H156ZM164 160H166V161H164ZM170 160H172V161H170ZM74 161V162H73ZM101 161V162H100ZM105 161V162H104ZM120 161V162H119ZM142 161V162H141ZM154 161V162H153ZM168 161H170L169 163H168ZM3 162V163H2ZM8 162V163H7ZM13 162V163H12ZM39 162V163H38ZM45 164H44V163ZM58 164H57V163ZM78 162V163H77ZM89 162V163H88ZM95 163L94 165H93V163ZM144 162H146V163H144ZM156 162V163H155ZM164 162V163H163ZM172 162L174 163V164H172ZM6 163V164H5ZM42 163V164H41ZM80 163V164H79ZM86 163H88V164H86ZM96 163H97V165H96ZM104 163V164H103ZM108 163V165L106 166V164ZM122 164V165H120V164ZM126 164V166H124L125 164ZM133 163H134V165H133ZM152 163H153V165H152ZM163 163V164H162ZM176 163V164H175ZM16 164V165H15ZM34 164V165H33ZM44 164V165H43ZM52 164H54V165H52ZM76 164V165H75ZM82 164H83V166H84V168H83V166H82ZM114 166H113V165ZM137 164V165H136ZM145 164V165H144ZM147 164V165H146ZM167 164V165H166ZM172 164V165H171ZM3 165H4V167H3ZM6 165V166H5ZM31 165V166H30ZM87 165V166H86ZM101 165V166H100ZM104 165V166H103ZM118 165V166H117ZM119 165H120V167H119ZM128 165H129V167H128ZM150 167H149V166ZM155 165V167H152V166H154ZM164 165V166H163ZM171 166V167H169V166ZM177 168H175L174 166ZM48 167V168H45V167ZM57 166V167H56ZM79 166V168H77ZM90 166V167H89ZM111 166H112V169H111ZM136 168H135V167ZM142 166H143V168H142ZM161 166V167H160ZM166 166V167H165ZM19 169H18V168ZM22 167H24L23 169H22ZM37 167H38V169H37ZM86 167H88L87 169H86ZM100 167V168H99ZM103 167V168H102ZM115 167H116V169H115ZM132 167H134V168H132ZM145 167V168H144ZM148 167V168H147ZM152 167V168H151ZM157 167V168H156ZM6 170H5V169ZM13 168V169H12ZM30 168H32L31 169V171H30ZM41 168V169H40ZM43 168V169H42ZM56 170H54V169ZM57 168H60V169H57ZM92 168V169H91ZM126 168H130V170H128L127 169V171H126ZM139 168V169H138ZM142 168V169H141ZM170 168V169H169ZM175 170H174V169ZM29 169V170H28ZM96 169H97V171H96ZM100 169H102V171H98V170H100ZM118 172H116L115 170ZM120 169V170H119ZM131 169H132V171H131ZM152 169V170H151ZM157 169V170H156ZM161 169V170H160ZM163 169V170H162ZM165 169V170H164ZM171 169H173V171L171 170ZM12 170V171H11ZM13 170H15V171H13ZM18 170V171H17ZM23 170V171H22ZM38 170V171H37ZM88 170H91V172H89ZM93 170V171H92ZM123 170V171H122ZM134 170H136L137 171V173H136V171H134ZM168 170V171H167ZM172 172H171V171ZM7 171V172H6ZM10 171V172H9ZM28 171V172H27ZM34 171V172H33ZM43 171V172H42ZM53 171V172H52ZM59 171H61V172H59ZM87 171V172H86ZM111 171V172H110ZM115 171V172H114ZM126 171V172H125ZM142 171V172H141ZM144 171H145V173H144ZM160 171V172H159ZM175 171H177V173L175 172ZM20 172V173H19ZM36 172H38V173H36ZM44 172H45V175H44ZM52 172V173H51ZM95 173V174H93V173ZM120 172V173H119ZM132 172H133V175H131L132 174ZM151 173L150 175L148 174V173ZM163 172V173H162ZM15 173V174H14ZM40 173V174H39ZM54 173V174H53ZM58 173V174H57ZM60 173V174H59ZM122 173V174H121ZM125 173H126V175H125ZM139 173V174H138ZM155 173H157L158 175H156ZM159 173H161V174H163L162 176H161V174H159ZM166 173V174H165ZM174 173H175V175H177V176H175L174 175ZM182 173V172H181ZM2 174V175H1ZM13 174V175H12ZM32 175V176H30V175ZM120 174V175H119ZM128 174V175H127ZM142 176H141V175ZM144 174V175H143ZM9 175V176H8ZM11 175V176H10ZM19 175V176H18ZM22 175V176H21ZM24 175V176H23ZM39 175V176H38ZM47 175V176H46ZM68 177H67V176ZM113 175V176H112ZM122 175V176H121ZM140 175V176H139ZM149 175V176H148ZM152 175H153V177H152ZM7 176V177H6ZM18 176V177H17ZM27 176V177H26ZM55 176V177H54ZM61 176H63V179H62V177ZM112 176V177H111ZM124 176V177H123ZM135 176V177H134ZM139 176V177H138ZM146 176V177H145ZM157 176V177H156ZM166 176V177H165ZM21 177H22V179H21ZM61 179L62 181H60L59 179ZM67 177V178H66ZM116 177V178H115ZM134 177V178H133ZM141 177V178H140ZM142 177H143V179H142ZM149 177V178H148ZM172 181H170L168 178ZM175 177H176V179H175ZM7 178V179H6ZM14 179L15 181H13V180H11V179ZM18 178H20V179H18ZM24 178V179H23ZM38 178V179H37ZM40 178V179H39ZM44 178V179H43ZM46 178V179H45ZM57 178V179H56ZM113 178H114V180H113ZM151 179V180H147V179ZM156 178V179H155ZM174 178V179H173ZM178 178H179V180H178ZM49 179V180H48ZM68 179V180H67ZM70 179V180H69ZM78 179V180H77ZM111 181V183H110V181ZM118 181H117V180ZM122 179H124V180H121ZM134 179V180H133ZM136 179V180H135ZM140 179H142V181L140 180ZM152 179H154L153 181H152ZM159 180V182H158V180ZM164 179V180H163ZM166 179V180H165ZM9 180V181H8ZM20 181L19 183L17 182V181ZM23 180V181H22ZM41 180V181H40ZM45 180H47L46 182H45ZM119 180L121 181V182H119ZM131 180V181H130ZM132 180H133V182H132ZM144 180H146V181H144ZM157 180V181H156ZM169 180V181H168ZM176 180H178V181H176ZM28 181V182H27ZM49 181V182H48ZM65 181V182H64ZM68 181V182H67ZM104 181H106V182H104ZM109 181V182H108ZM127 183H126V182ZM142 182V183H140V182ZM148 181H150V182H148ZM165 181V182H164ZM3 182V183H2ZM6 182H7V184H6ZM15 182V183H14ZM39 182V183H38ZM45 182V183H44ZM69 184H67V183ZM73 184H72V183ZM75 182V183H74ZM79 182V183H78ZM156 182L158 183V188H157V184H156ZM164 182V183H163ZM169 182V183H168ZM176 182H178V184L176 183ZM9 183H10V185H9ZM26 183V184H25ZM30 183V184H29ZM33 183H36V185L35 184H33ZM110 183V184H109ZM123 183V184H122ZM132 183L133 184H135L134 186H132ZM144 183V186L142 185ZM168 183V184H167ZM172 183V184H171ZM173 183H176V184H173ZM14 184V185H13ZM44 184H46V185H44ZM63 184V185H62ZM71 184V185H70ZM82 184H84V185H82ZM109 184V186H106V185H108ZM115 184V185H114ZM118 184V185H117ZM121 184V185H120ZM128 184V185H127ZM130 184H131V186H130ZM138 184H140L139 186H138ZM167 184V185H166ZM17 185V186H16ZM21 187H20V186ZM28 185H30V186H28ZM39 185V186H38ZM67 185V186H66ZM78 185V186H77ZM81 185V186H80ZM86 185V186H85ZM114 187H113V186ZM122 185H124V186H122ZM147 185H149V186H147ZM160 185V186H159ZM164 185H165V187H164ZM169 185V186H168ZM178 185H180V187H181V185H182V188H180ZM8 186H9V188H10V186H12L10 189L8 188ZM14 186H15V188H14ZM20 188H19V187ZM26 186H27V188H26ZM48 186V187H47ZM59 186V187H58ZM69 186V188H67ZM72 186V187H71ZM83 186V187H82ZM118 188H117V187ZM137 186V187H136ZM145 186H147V187H145ZM2 187H3V189H2ZM17 187V188H16ZM34 187V188H33ZM37 187V188H36ZM39 187V188H38ZM53 187V189H51ZM62 187H63V189H62ZM79 187H80V190H79ZM126 187V188H125ZM131 187V188H130ZM141 188V191H140V189L139 188ZM155 187H156V189H155ZM164 187V188H163ZM176 187V188H175ZM6 188V189H5ZM26 188V189H25ZM29 188V189H28ZM42 188V189H41ZM58 189V190H56V189ZM66 188V189H65ZM74 190H73V189ZM83 188V189H82ZM115 188H117V190H115ZM121 188V189H120ZM129 190H128V189ZM134 188H135V191L137 192H134ZM144 188H145V190H144ZM151 188V189H150ZM166 188V189H165ZM169 188H171V189H169ZM9 189V190H8ZM13 189V190H12ZM20 189H21V191H20ZM69 189V190H68ZM72 189V190H71ZM82 189V190H81ZM88 191H87V190ZM107 189V190H106ZM120 189V190H119ZM139 189V190H138ZM147 189H149V190H147ZM160 189H162V190H160ZM165 190V192H164V190ZM173 189H174V193H173ZM185 189V190H184ZM6 190V191H5ZM17 190V191H16ZM24 190H25V192H24ZM38 190H40L39 192H37ZM61 190H63V191H61ZM66 190V191H65ZM80 192H79V191ZM86 190V191H85ZM110 190V191H109ZM112 190V191H111ZM129 191V193H128V191ZM142 190H143V192H142ZM184 190V191H183ZM18 191H19V193H18ZM29 191V192H28ZM32 192V194H30L31 192ZM34 191V192H33ZM44 191V192H43ZM47 191H48V193H47ZM59 191V192H58ZM70 191H72L73 193H74V195H72L71 197L69 196V195H71L72 194V192H70ZM75 191V192H74ZM140 191V192H139ZM145 191H147L146 193H145ZM154 191V192H153ZM159 191V192H158ZM161 191H163V192H161ZM171 191V192H170ZM176 191V192H175ZM185 191H186V193H185ZM15 192H17V193H15ZM40 192H41V194H40ZM52 192V193H51ZM55 192V193H54ZM63 192V193H62ZM65 192V193H64ZM66 192L69 194H66ZM87 192V193H86ZM90 192V193H89ZM104 192V193H103ZM108 192H110L109 194H108ZM115 194H114V193ZM132 192H134V193H132ZM142 192V193H141ZM149 192V193H148ZM159 193V195H158V193ZM39 193V194H38ZM43 193V194H42ZM63 195H61V194ZM120 195H119V194ZM124 193H125V195H124ZM148 193V195H146ZM163 193V194H162ZM173 193V194H172ZM181 193H183V194H181ZM189 195H188V194ZM6 196H5V195ZM22 194V195H21ZM45 194H48V195H45ZM49 194H52V195H49ZM65 194V195H64ZM104 194V195H103ZM108 194V195H107ZM123 194V195H122ZM127 194V195H126ZM132 194H134V195H132ZM152 194V195H151ZM157 194V195H156ZM160 194H162V195H160ZM167 194V195H166ZM171 194V195H170ZM180 194V195H179ZM13 195V196H12ZM27 195V196H26ZM30 196V198H29V196ZM32 195H34V196H32ZM42 195H43V197H42ZM55 195V200H54V197H52V196H54ZM84 195V196H83ZM113 196V199H112V197L111 196ZM114 195H116V196H114ZM137 195V196H136ZM166 195V196H165ZM169 195V196H168ZM174 195V196H173ZM176 195V196H175ZM186 195V196H185ZM4 196V197H3ZM18 196V197H17ZM32 196V197H31ZM36 196V197H35ZM73 196H75V197H73ZM81 196V197H80ZM122 196V197H121ZM126 196V197H125ZM130 196V197H129ZM132 196V197H131ZM134 196V197H133ZM143 196H145V198L143 197ZM152 196V197H151ZM155 198H154V197ZM160 196V197H159ZM172 196V197H171ZM180 197V198H178V197ZM12 197V198H11ZM25 197V198H24ZM35 197V198H34ZM50 197V200L52 201H50V200H47V198H49ZM56 197H59V198H56ZM61 197H62V199H61ZM66 197V198H65ZM79 197V198H78ZM99 197H103V198H101V199H99ZM104 197H105V199H104ZM109 199H108V198ZM137 197V198H136ZM141 197H143V198H141ZM172 198V200H171V198ZM183 197V198H182ZM188 197V198H187ZM15 198V199H14ZM19 198V199H18ZM22 198V199H21ZM27 198V199H26ZM32 198V199H31ZM114 198H115V200H114ZM126 198V199H125ZM132 198H134V199H132ZM148 200H147V199ZM150 198H152V199H150ZM153 198H154V200H153ZM163 198V199H162ZM167 200H165V199ZM175 198V199H174ZM191 198V199H190ZM3 199V200H2ZM18 199V200H17ZM24 199V200H23ZM26 199V200H25ZM73 199H76V200H73ZM79 199V200H78ZM108 199V200H107ZM110 199H112V200H110ZM121 199H123L122 201L124 202H122V201H120ZM127 199H128V201H127ZM130 199V200H129ZM139 201H138V200ZM141 199V200H140ZM142 199H143V201H142ZM144 199H146L145 201H144ZM157 199V200H156ZM182 199V200H181ZM184 199V200H183ZM3 202H2V201ZM38 200V201H37ZM67 200V201H66ZM70 200H72V201H70ZM106 200V201H105ZM125 200H126V202H125ZM131 200H133V202L134 201H136V203L134 202H131ZM151 202H150V201ZM176 200V201H175ZM179 200V201H178ZM189 200H190V202H189ZM197 202H196V201ZM14 201V202H13ZM16 201V202H15ZM24 201V202H23ZM35 201V202H34ZM50 201V202H49ZM55 201V202H54ZM62 201V202H61ZM63 201H66L65 203H63ZM75 201H76V203H75ZM77 201H79V202H77ZM81 201V202H80ZM83 201V202H82ZM101 201H102V203L103 204H101ZM138 201V202H137ZM154 201V202H153ZM162 201V202H161ZM166 201V202H165ZM170 201V202H169ZM180 202V204H178V202ZM13 202V203H12ZM18 202V203H17ZM42 202V203H41ZM45 202V203H44ZM48 202V203H47ZM105 202V203H104ZM110 202H113L114 203V205L116 204L117 206H118V208L120 207V208H122V209H124V211L122 210V209H118L117 207H116V205L114 206L113 205V203H110ZM129 202V203H128ZM159 202V203H158ZM161 202V203H160ZM171 202H173L172 204H171ZM176 202V203H175ZM182 202V203H181ZM184 202H186V204L184 203ZM188 202V203H187ZM195 202V203H194ZM8 203V204H7ZM19 203H21V204H19ZM23 203V204H22ZM25 203V204H24ZM32 203H33V205H32ZM40 203H41V205H40ZM56 203H57V205H56ZM122 203H123V205H125V207L123 208L122 207ZM126 203V204H125ZM131 203V204H130ZM148 205H146V204ZM151 203H153L152 205H151ZM196 203H198V204H196ZM36 204H37V206H36ZM44 204V205H43ZM65 204V205H64ZM76 204H82V205H78V206H81V208L80 207H78ZM108 204V205H107ZM111 204V205H110ZM128 204V205H127ZM135 204V205H134ZM146 205V206H144L145 208H146V210H143V209H145V208H143V207H141V206H143V205ZM174 204V205H173ZM185 204V205H184ZM195 204V205H194ZM4 205V206H3ZM17 205H19V206H17ZM29 205V206H28ZM56 205V206H55ZM62 205V206H61ZM72 205V206H71ZM141 207H139V206ZM167 207H166V206ZM171 205V206H170ZM186 205H187V208H186ZM193 205V206H192ZM202 205V206H201ZM27 206V207H26ZM33 206V208L31 209V207ZM42 206H44V208L45 209H47L48 208V206H50L47 210H45L44 211V208L42 207ZM55 206V207H54ZM105 206V207H104ZM109 206L110 207H113V208H110L109 209ZM127 206V207H126ZM130 206L132 207V208H130ZM135 208H134V207ZM153 206V207H152ZM155 206V207H154ZM158 206H161V209L164 211H162L161 209H159V212H158ZM175 206V207H174ZM181 206V207H180ZM188 206H190V207H188ZM198 206V207H197ZM201 206V207H200ZM4 209H3V208ZM14 207H16V208H14ZM24 207H26V210H25V208ZM37 207V208H36ZM40 207V208H39ZM57 207V208H56ZM71 207H73V208H71ZM76 207H78V208H76ZM150 207V208H149ZM178 207H180L181 208V210H180V208H178ZM12 208V209H11ZM55 208H56V210L57 211H54L55 210ZM63 208V209H62ZM69 208V209H68ZM104 208V209H103ZM107 210H112V211H107ZM115 208H117V211L118 212H120L121 213V211H122V213H121V215H120V213H118L117 211H116V209ZM147 208H148V210H147ZM155 208H156V210H155ZM166 208V209H165ZM169 208V210H167ZM173 208V209H172ZM178 208V209H177ZM6 209V210H5ZM10 209V210H9ZM35 209H38V210H35ZM42 209V210H41ZM53 209V210H52ZM60 209V210H59ZM75 209V210H74ZM129 210V212L128 211H126V210ZM134 211H133V210ZM138 209H139V211H138ZM165 209V210H164ZM188 209H190V210H188ZM194 209V210H193ZM64 211V212H62V211ZM67 210V212L69 213V215H66V213L67 212H65ZM72 210H74V211H72ZM78 210H79V212H78ZM104 210H106V211H104ZM113 210H114V212L115 213H113ZM142 210H143V212H142ZM193 212H192V211ZM204 210V211H203ZM8 211V212H7ZM9 211H11V212H9ZM13 211V212H12ZM22 213H21V212ZM39 211V212H38ZM43 211V212H42ZM132 211V212H131ZM148 211L149 212H152V213H155V214H151V213H148ZM154 211V212H153ZM167 211V212H166ZM179 212V214H178V212ZM29 212H30V214H29ZM35 214H37V215H34V213ZM48 212V213H47ZM62 213V215H61V213ZM73 212V213H72ZM78 212V213H77ZM93 212V213H92ZM103 212V213H102ZM105 212V213H104ZM107 212V213H106ZM140 212H142L145 216H143V214L142 213H140ZM166 212V213H165ZM173 212V213H172ZM181 212V213H180ZM11 213V214H10ZM25 215H24V214ZM39 213H42V214H39ZM46 213V214H45ZM49 213H51V214H49ZM56 213V214H55ZM67 213V214H68ZM75 213H77V214H75ZM80 213V214H79ZM97 213V214H96ZM102 213V215L101 216H99L100 214ZM128 213V214H127ZM130 213V214H129ZM158 213V214H157ZM52 214H54V215H52ZM89 214V215H88ZM91 214V215H90ZM92 214H93V217H92ZM109 214H110V216H109ZM118 215V217L116 218V216ZM126 216H125V215ZM134 214V215H133ZM136 214V215H135ZM147 214H149V216H151V217H147ZM158 216H157V215ZM165 214V215H164ZM169 214V215H168ZM196 214V215H195ZM11 215V216H10ZM30 215H32V216H30ZM45 215V216H44ZM51 217V218H49V216ZM71 215V216H70ZM163 215V216H162ZM170 215H171V217H170ZM175 215V216H174ZM181 217H179V216ZM192 215V216H191ZM15 216V217H14ZM17 216V217H16ZM27 216L29 217V219H27ZM36 218H35V217ZM39 216V217H38ZM56 216H58V217H56ZM60 216V217H59ZM64 218V220H63V218ZM69 216V217H68ZM74 216V217H73ZM79 216H81V217H79ZM91 216V217H90ZM100 218H99V217ZM108 216V217H107ZM125 216V217H124ZM140 216V217H139ZM142 216V217H141ZM154 216V217H153ZM156 216V217H155ZM161 216V217H160ZM166 218H165V217ZM167 216H169V217H167ZM4 217V218H3ZM6 217V218H5ZM14 217V218H13ZM21 217V218H20ZM32 217V218H31ZM45 217V218H44ZM77 217H79V218H77ZM84 217V218H83ZM86 217V218H85ZM90 217V218H89ZM108 219H107V218ZM109 217H110V221H112V222H109ZM112 217H115V218H112ZM131 217V218H130ZM133 217H134V220H133ZM153 217V218H152ZM193 217H195L194 219H192ZM12 218V219H11ZM20 218V219H19ZM34 218V219H33ZM40 218V219H39ZM54 218V219H53ZM68 218H69V220H68ZM130 218V219H129ZM164 218V219H163ZM177 218H179V220L177 219ZM4 219V220H3ZM19 219V220H18ZM52 220V221H54L53 223H52V221H48V220ZM94 219V220H93ZM116 219V220H115ZM127 219H129V220H127ZM143 219H145V220H143ZM161 221H160V220ZM3 220V221H2ZM10 222H9V221ZM13 220V221H12ZM33 220V221H32ZM45 220H47V222L45 221ZM63 220V221H62ZM73 220V221H72ZM74 220H78L77 221V223H76V221H74ZM80 220V221H79ZM82 220H84L83 222H82ZM85 220H86V222H85ZM88 220H90V222L88 221ZM96 220V221H95ZM106 222H104V221ZM123 220H125V221H123ZM131 220V221H130ZM133 220V221H132ZM139 222H138V221ZM149 220H151V221H149ZM2 221V222H1ZM27 221V222H26ZM43 221H45L44 222V224H43ZM57 221V222H56ZM69 221V222H68ZM73 223H72V222ZM93 221V222H92ZM119 221V222H118ZM137 221V222H136ZM141 221V222H140ZM142 221H143V223H142ZM158 221V222H157ZM177 221V222H176ZM186 221H188V222H186ZM7 222V223H6ZM24 222H26V223H24ZM33 222V223H32ZM39 222V223H38ZM61 222H63L62 224L59 223ZM69 224H68V223ZM71 222V223H70ZM92 222V223H91ZM102 222H104V223H102ZM111 223V224H108V223ZM117 222V223H116ZM123 222H125V223H123ZM175 222V223H174ZM186 222V223H185ZM190 222H192V223H190ZM9 223V224H8ZM22 223L24 224V225H22ZM50 223L52 224V225H50ZM66 223V224H65ZM87 224V225H85V224ZM100 223V224H99ZM122 223V224H121ZM129 223V224H128ZM136 223H138L137 225H136ZM139 223H141V226H140V224ZM178 223V224H177ZM14 224H16V225H14ZM41 224V225H40ZM43 224V225H42ZM55 224V225H54ZM68 224V225H67ZM80 224V225H79ZM82 224L84 225V226H82ZM94 224L97 226H94ZM105 226H104V225ZM112 224L114 225V226H112ZM118 224H121V225H118ZM127 224V225H126ZM132 224H134V225H132ZM149 224H150V226H149ZM176 224V225H175ZM239 224V227L241 228L242 227V223H238ZM241 224V225H240ZM2 225V226H1ZM20 227H19V226ZM31 225V226H30ZM37 225H39L38 227H36ZM67 225V226H66ZM77 225V227H75V226ZM132 225V227H130V226ZM144 225V226H143ZM146 225V226H145ZM172 225L174 226L175 225V227H172ZM177 225H179V226H177ZM182 225V226H181ZM187 225V226H186ZM189 225V226H188ZM17 226V227H16ZM43 226V227H42ZM46 226H48L47 227V229L48 230H46ZM61 226V227H60ZM64 226H65V228H64ZM69 226H71V227H69ZM85 229V231H84V229L82 228V227ZM86 226V227H85ZM107 226V227H106ZM114 227V228H112V227ZM118 226H120L121 228H123L122 230H120L121 228H119ZM134 226V227H133ZM137 226H139L138 227V229H136L137 228ZM181 226V227H180ZM7 227V228H6ZM31 227H32V229H31ZM45 227V228H44ZM50 227V228H49ZM53 227V228H52ZM67 227H68V229H67ZM75 227V228H74ZM78 227H79V229H78ZM97 228V229H94L93 231H91L92 229L91 228ZM99 227V228H98ZM103 227V228H102ZM105 227V228H104ZM109 227V228H108ZM117 227V228H116ZM179 227V228H178ZM14 228V229H13ZM20 228V229H19ZM40 228V229H39ZM71 228V229H70ZM73 228V229H72ZM88 228H90L89 230H88ZM130 229V230H128V229ZM131 228H132V230H131ZM143 228V229H142ZM179 229V232H178V229ZM181 228V229H180ZM183 228V229H182ZM187 228V229H186ZM26 229V230H25ZM38 229V230H37ZM62 229V230H61ZM63 229H66V231L64 232V230ZM76 229V230H75ZM99 229V231H97ZM102 229V230H101ZM104 229V230H103ZM111 229V230H110ZM114 229V230H113ZM134 229V230H133ZM139 229H141V230H139ZM172 229H173V231H172ZM188 231H186V230ZM5 230H6V232H5ZM33 230V231H32ZM36 230V231H35ZM40 230H42V231H40ZM72 230H74V232L72 231ZM81 230V231H80ZM87 230V231H86ZM135 230H137V231H135ZM146 230H148V231H146ZM176 230V231H175ZM12 231V232H11ZM35 231V232H34ZM46 231V232H45ZM49 231V232H48ZM54 231V232H53ZM57 231V232H56ZM60 231V232H59ZM62 231V232H61ZM78 231V232H77ZM107 231V232H106ZM133 231H134V233H133ZM145 231V232H144ZM8 232V233H7ZM11 232V233H10ZM33 232V233H32ZM77 232V233H76ZM101 232H104V233H101ZM130 232V233H129ZM138 233V234H136V233ZM148 232H149V234H148ZM170 232V233H169ZM187 232V234H185ZM15 233V234H14ZM43 233V234H42ZM55 233V234H54ZM62 233H64L65 235H67V236H65L64 234L62 235ZM97 233V234H96ZM100 233V234H99ZM108 233V234H107ZM109 233H110V236H109ZM111 233H113V234H111ZM118 233H120V234H118ZM127 233V234H126ZM132 233H133V235H132ZM145 233H147V234H145ZM152 235H151V234ZM172 233H174V234H172ZM181 233H184V234H181ZM34 234V235H33ZM47 234V235H46ZM61 234V235H60ZM78 234V235H77ZM88 234V235H87ZM90 234V235H89ZM91 234H94V235H91ZM115 234V235H114ZM122 234H124V235H122ZM7 235V236H6ZM24 235V236H23ZM37 235V236H36ZM50 235V236H49ZM56 235V237H54ZM59 235H60V237H59ZM70 235V236H69ZM74 235V236H73ZM82 235H83V237H82ZM96 235V236H95ZM100 235V236H99ZM104 235V236H103ZM105 235H107V236H105ZM114 235V236H113ZM128 235H129V237H128ZM132 235V236H131ZM139 235V236H138ZM142 235H145V237H147L146 239H145V237L144 236H142ZM166 235V236H165ZM170 235V236H169ZM172 235V236H171ZM174 235H175V237H174ZM184 235V236H183ZM212 235V236H211ZM4 236H6V237H4ZM18 238V239H16V237ZM31 236H33V237H31ZM39 236V237H38ZM63 238H62V237ZM77 236H80V237H77ZM91 236H93V238L91 237ZM98 237L97 239H95V237ZM102 236H103V238H102ZM109 236V237H108ZM118 236V237H117ZM120 236V237H119ZM124 236V237H123ZM136 236V237H135ZM140 236H142V238L140 237ZM149 236V237H148ZM153 236V237H152ZM177 236L179 237L178 239H177ZM210 236V237H209ZM12 237V239H10ZM52 237V238H51ZM57 237H58V239H57ZM66 237H68V238H66ZM69 237H71V238H69ZM84 237H86V238H84ZM106 237V238H105ZM117 237V238H116ZM130 238V239H128V238ZM138 237H140V238H138ZM169 238V240L168 239H166V238ZM186 239H185V238ZM1 238H4V240L3 239H1ZM30 238V239H29ZM35 238V239H34ZM38 238V239H37ZM83 238V239H82ZM92 238V239H91ZM100 238V239H99ZM104 240H102V239ZM105 238V239H104ZM109 238V239H108ZM110 238H111V240H112V238H114L112 241H110ZM121 239V238H123V239H121V240H119V239ZM131 238H132V240H131ZM148 238H150L149 240H148ZM152 238V239H151ZM173 238V239H172ZM209 238H210V240H209ZM8 239V240H7ZM23 239V240H22ZM41 239V240H40ZM43 239V240H42ZM56 239V240H55ZM66 239V240H65ZM71 239L73 240L72 242H71ZM86 239V240H85ZM95 239V240H94ZM108 240V241H105V240ZM128 239V240H127ZM9 240H12V241H9ZM25 240V241H24ZM51 242H50V241ZM59 242H58V241ZM64 240V241H63ZM76 240H77V242H76ZM83 240V241H82ZM129 240H130V242H129ZM137 240V241H136ZM142 240H145L144 241V243H146V244H143V241ZM147 240V241H146ZM154 240V241H153ZM165 240V241H164ZM42 241H43V243H42ZM44 241H46V242H44ZM48 241V242H47ZM57 243H55V242ZM66 241H68V242H66ZM114 241V242H113ZM118 241V242H117ZM119 241H120V243L122 244V247L120 246V243H119ZM124 241V242H123ZM140 241V242H139ZM152 241V242H151ZM156 241V242H155ZM158 241V242H157ZM209 241V242H208ZM239 241H240V243H239ZM8 242V243H7ZM10 242V243H9ZM12 242H14V243H12ZM25 242V243H24ZM32 242H33V244H32ZM40 242V243H39ZM61 242H63V244L61 243ZM65 242V243H64ZM82 242H84V243H82ZM89 242V243H88ZM99 242V243H98ZM104 244H103V243ZM109 242V243H108ZM115 242H117L118 244H116ZM137 242V243H136ZM138 242H139V244H138ZM157 244V245H155V243ZM180 242V243H179ZM187 242V243H186ZM213 242V243H212ZM238 242V243H237ZM3 243H5V244H3ZM28 243H30V244H28ZM38 244V246H37V244ZM46 243H48V245L46 244ZM54 243V244H53ZM60 243V244H59ZM67 243H68V245H67ZM71 243V244H70ZM76 243V244H75ZM86 243V244H85ZM88 243V244H87ZM90 243H91V245H90ZM97 243V244H96ZM111 243V244H110ZM127 245H126V244ZM130 243V244H129ZM173 243H175V244H173ZM212 243V244H211ZM219 243V244H218ZM6 244H7V246H9V247H5L6 246ZM32 244V245H31ZM35 244H36V246H35ZM44 244V245H43ZM74 244V245H73ZM78 244H80V245H78ZM101 246H100V245ZM103 244V245H102ZM106 244V245H105ZM107 244L108 245H110V250H108L109 249V247L107 246ZM115 244V245H114ZM141 244V245H140ZM153 244V245H152ZM164 244H165V246H164ZM184 244H185V249H186V251H184L185 249L183 248L182 250L180 249H177V248H181V247H183L184 246ZM217 244V245H216ZM229 244H231L230 246H229ZM29 245H30V247H32L33 246V248H30L29 247ZM51 245V246H50ZM54 245V246H53ZM55 245H57V246H55ZM59 245V246H58ZM78 245V246H77ZM87 247H86V246ZM116 245H118V246H116ZM136 245H137V247H136ZM139 245V246H138ZM144 245V246H143ZM150 245V246H149ZM153 247H152V246ZM212 245V246H211ZM216 245V246H215ZM224 245V246H223ZM236 245H239V246H236ZM244 245V246H243ZM35 246V247H34ZM42 246V247H41ZM44 246V247H43ZM53 246V247H52ZM71 246H73L72 248H71ZM76 246V247H75ZM104 246V247H103ZM105 246H107V247H105ZM111 246H113V247H111ZM126 246V248L124 249V247ZM131 246H132V248H131ZM161 246V247H160ZM210 246V247H209ZM229 246V247H228ZM248 246V247H247ZM19 247V248H18ZM25 247V248H24ZM38 247H40L41 249H39ZM60 247V248H59ZM64 248V249H62V248ZM66 247H67V249H66ZM79 247V248H78ZM134 247H136V248H134ZM143 247V248H142ZM157 249H159V250H157ZM178 250V251H181V252H177L176 251V249ZM188 247V248H187ZM205 247H207V248H205ZM214 247H216V248H214ZM219 247H221V248H219ZM223 247V248H222ZM224 247H225V249H224ZM5 248V249H4ZM16 249V250H14V252H13V250L12 249ZM25 250H24V249ZM54 249V250H52L51 251V249ZM76 248H78L77 249V251H76ZM82 248L84 249V250H82ZM87 248V249H86ZM88 248H91V249H88ZM98 248H99V250H98ZM114 248V249H113ZM118 248V249H117ZM129 248V249H128ZM147 248H148V251H144V250H147ZM149 248H151V249H149ZM153 248V249H152ZM169 248H171L170 250H169ZM212 248V249H211ZM228 248V249H227ZM230 248H231V250H230ZM250 250H249V249ZM8 249H9V252H8ZM32 249V250H31ZM33 249H36V251L34 250L33 251ZM43 249V250H42ZM46 251H45V250ZM66 249V250H65ZM102 249H104L105 251H103ZM123 249V250H122ZM140 249V250H139ZM142 249H144V250H142ZM205 249V250H204ZM206 249L208 250V252L206 251ZM219 249V250H218ZM232 249H233V251H232ZM236 249V250H235ZM245 249H247V250H245ZM2 250H3V252H2ZM19 252H18V251ZM50 250V251H49ZM56 250H58V251H56ZM63 250V251H62ZM69 250V251H68ZM86 250V251H85ZM102 250V251H101ZM108 250V251H107ZM117 250H120V251H117ZM126 252H125V251ZM131 250V251H130ZM133 250H135V251H133ZM151 250V251H150ZM170 252H169V251ZM172 250V251H171ZM189 252H188V251ZM201 250V251H200ZM209 250H210V252H209ZM217 250H218V252H217ZM225 250V251H224ZM235 250V251H234ZM6 251V252H5ZM17 251V252H16ZM34 255H32V254H30V252ZM33 251V252H32ZM44 252L43 253V255L41 254L42 252ZM74 251V252H73ZM75 251H76V253H75ZM112 251H113V253H112ZM141 251H142V254H141ZM150 251V252H149ZM183 251V252H182ZM206 251V252H205ZM216 251V252H215ZM232 251V252H231ZM239 251V252H238ZM8 252V253H7ZM36 252V253H35ZM61 252V253H60ZM66 252V253H65ZM83 252V253H82ZM85 252V253H84ZM87 252H89V253H87ZM94 252V253H93ZM97 252V254H95ZM115 252V253H114ZM129 254H128V253ZM137 253L136 255H135V253ZM169 252V253H168ZM203 252V253H202ZM228 252H230V254L232 255H230V254H228ZM238 252V253H237ZM12 253V254H11ZM18 253V254H17ZM27 253V254H26ZM46 253H48L47 255H46ZM53 253V254H52ZM54 253H57L58 255H56V254H54ZM60 253V254H59ZM71 253V254H70ZM79 253V254H78ZM103 253L106 255V257H105V255H104V257H102L103 256ZM110 253V254H109ZM149 253V254H148ZM174 254V256H173V254ZM178 254L177 256L175 255V254ZM188 253H189V255H188ZM198 253V254H197ZM200 253V254H199ZM223 253V254H222ZM244 253V254H243ZM11 254V255H10ZM41 256H39V255ZM52 254V255H51ZM67 254V255H66ZM76 254V255H75ZM86 254V255H85ZM94 254V255H93ZM114 254L116 255V256H114ZM126 254V255H125ZM182 254V255H181ZM191 254H193L194 256H192ZM220 254V255H219ZM223 255V257H222V255ZM225 254V255H224ZM248 254V255H247ZM253 257H251L250 255ZM255 254V255H254ZM9 255H10V257L11 258H15L14 260H11V258L9 257ZM19 255V256H18ZM31 255V256H30ZM37 255H38V257H37ZM45 255V256H44ZM64 257H63V256ZM66 255V256H65ZM75 255V256H74ZM91 255H92V258L93 259H91ZM100 255H102V256H100ZM109 255V256H108ZM122 255L123 256H125V257H122ZM128 255V256H127ZM131 257H130V256ZM143 255H145L144 257V259H145V261L143 262V257L142 256ZM164 255V257H162V256ZM175 258H172V256ZM181 255V256H180ZM200 255V256H199ZM207 255H209V256H207ZM215 255V256H214ZM229 255V256H228ZM14 256H16V257H14ZM23 258H22V257ZM28 256H30V257H28ZM33 256V257H32ZM50 256H54L53 258L51 257V259L49 258ZM56 256V257H55ZM61 258H60V257ZM69 256V257H68ZM73 256V257H72ZM80 256H81V258H80ZM99 256V257H98ZM114 256V257H113ZM121 256V257H120ZM135 256V257H134ZM157 257V258H155V257ZM158 256H160V257H158ZM171 256V258H170V260L168 259L169 257ZM176 256V257H175ZM204 256V257H203ZM240 256H242V257H240ZM258 256H260V257H258ZM263 256V257H262ZM21 257V259H19ZM24 257H26L25 259H24ZM28 257V258H27ZM47 257V258H46ZM85 257V258H84ZM99 259H98V258ZM113 257V258H112ZM130 257V258H129ZM137 257V258H136ZM140 257H142L141 259H140ZM166 257V258H165ZM198 257V258H197ZM201 257V258H200ZM208 257V258H207ZM214 257V258H213ZM225 257H226V259H225ZM234 257V258H233ZM236 257V258H235ZM238 257V258H237ZM262 257V258H261ZM1 258H3V259H1ZM8 258V259H7ZM9 258H10V260H9ZM19 260H18V259ZM46 258V259H45ZM49 258V259H48ZM65 258V259H64ZM69 258V259H68ZM71 258H73V259H71ZM79 258V259H78ZM96 258V259H95ZM116 258V259H115ZM118 258V259H117ZM125 258V259H124ZM127 258V259H126ZM178 258H179V260H180V263H179V260H178ZM181 258V259H180ZM192 258H194V260L192 259ZM206 258V259H205ZM217 258V259H216ZM244 258V259H243ZM246 258V259H245ZM249 258V259H248ZM5 259V260H4ZM71 259V260H70ZM76 259V260H75ZM79 261H78V260ZM81 259V260H80ZM83 259V260H82ZM87 259V260H86ZM98 259V260H97ZM143 259V260H142ZM149 259L151 260V261H149ZM153 259V260H152ZM161 259V260H160ZM168 259V262H164V260H167ZM173 259V260H172ZM177 259V260H176ZM193 261H192V260ZM196 259V260H195ZM209 259V260H208ZM216 259V260H215ZM221 259V260H220ZM225 259V260H224ZM232 259V260H231ZM237 259V260H236ZM241 259V260H240ZM252 259V260H251ZM261 259V260H260ZM7 260V261H6ZM8 260H9V263H7L8 262ZM16 260H18V261H16ZM41 260V261H40ZM45 260V261H44ZM52 260V261H51ZM55 260V261H54ZM63 260L65 261V262H63ZM95 260V261H94ZM105 260V261H104ZM110 260H111V262H110ZM118 260V261H117ZM126 260V261H125ZM129 260V261H128ZM139 260H141V261H139ZM159 260V261H158ZM199 260V261H198ZM210 260H213V263H210V262H212V261H210ZM231 260V261H230ZM234 260V261H233ZM239 260V261H238ZM16 261V262H15ZM24 261V263H22ZM38 261V262H37ZM78 261V262H77ZM90 261V262H89ZM92 261V262H91ZM109 261V262H108ZM121 263H120V262ZM125 261V262H124ZM178 261V262H177ZM202 261V262H201ZM208 261H210V262H208ZM247 261H249L248 263H246ZM257 261V262H256ZM14 262V263H13ZM43 262V263H42ZM54 262V263H53ZM82 262V263H81ZM96 262V263H95ZM104 262V263H103ZM117 262V263H116ZM127 262V263H126ZM131 262V263H130ZM139 262V263H138ZM177 262V263H176ZM206 262V263H205ZM208 262V263H207ZM230 262V263H229ZM235 262V263H234ZM252 262V263H251ZM192 263V264H193Z\"/></svg>", "mask_w": 264, "mask_h": 264}, {"label": "bare ground", "instance_id": "obj_2", "mask_svg": "<svg viewBox=\"0 0 264 264\" xmlns=\"http://www.w3.org/2000/svg\"><path fill=\"white\" fill-rule=\"evenodd\" d=\"M3 1V3L5 2L4 0H2ZM10 0H7V2H9ZM13 1L14 0H12V5H11V8H10V6H9V4H8V6L9 7H7V6H4V8L5 9H13V7H14V5H13ZM18 1V0H17ZM16 1V2H17ZM23 1H26V0H23ZM29 1V0H28ZM36 1H38V0H36ZM41 0H39L38 2H40ZM50 1V0H49ZM62 1V0H61ZM73 1V0H72ZM76 1V0H75ZM121 1V8L120 7H118V8H120L118 11H116L117 12V16H115L113 19H110V18H108V19H110L108 22H106L105 21V23H106V25H107V23H109L108 24V28L110 27V28H112V29H114L113 28V22H115V24L116 23H118V22H122V21H126L127 23L130 21V22H133L134 23V27L132 28V29H129V27H131V26H129L128 27V31L126 30V32L125 33H127V34H129V35H134L137 31H144L145 29H147V31H148V33L150 34V36L152 37V40H153V43H152V45L151 46H146V45H143V44H138V43H135L134 41H131V42H127V43H121V41L120 40H117L116 42V44L115 45H113L115 42H113V44L111 43V42H109L108 41V37H110V36H105V35H102L103 37H107V41L109 42V43H107V42H105L104 40H99V42H98V47H100L101 48V51L98 53V54H93V55H88V58L86 59V60H84L82 63H80L79 65H78V67L76 68V72H74V71H62L61 72V74H60V79H55L53 76V78L55 79V80H51V81H48L47 83L45 82V84H44V86L42 87V88H37L36 90H35V86L40 82V80H38V79H32V78H30V79H28V80H25V79H19V78H9V80H7V85H2L3 83H0V88L2 87V88H4L5 90H8V92L7 93H12L13 95H16V94H18V93H20V92H26V91H31L32 92V94H37V95H41V96H43V97H46V96H48L47 97V99L49 100H52V101H55V102H57L59 99H60V97L62 98V96L63 95H65L66 97L65 98H68V99H71V98H73V97H75L76 96V94L78 95V94H83L84 96L86 95V94H88L90 97H95V96H99L100 94H103L105 91H107L108 90V88H104V86H107L108 84H110L111 83V85L113 86V87H121V86H125V88L124 89H126V87H128V88H131V86L133 87V86H136V87H138V85H140L141 86V84H143L144 86H146V88L151 92V95H152V92L154 91H156V89H157V87H158V81H159V79L161 78V79H163L162 77L163 76H166L167 74H169V72L170 71H174V70H183V69H188V68H192L194 65H196L197 67H200L201 68V70L199 69V71H201V72H203V75L205 76V77H207V80H208V85L205 87L203 84L204 83H202V85L205 87H203L204 88V90H202L201 91V96H200V98H201V100L203 101V104L201 105V106H198L197 104H195V103H193V102H191V103H189L188 101V105L186 104V103H184V104H186V106H181L182 105V103H181V105H180V108H179V113L176 115V116H180L182 119L181 120H179L180 122H178V123H180L181 124V126L178 128H176L175 127V125L174 126H172V125H170V126H168L167 128H169L170 129V131H171V135H170V138H171V140L173 141H171L172 142V146H173V149H171V151L173 150L174 152H173V155H176L178 158L177 159H179V161H180V164H179V169L178 170H181V172H180V174H181V176H178L179 178L181 177L183 180V182H185V184H187L188 186H187V190L189 191V193H191L190 194V197H195V198H198L199 200H200V203L203 205V207H202V209L204 208L207 212H209V214L206 216V214H204V213H202V210H199V212H198V215H196L197 217H196V219H194L195 217H193L192 219H194V221H193V223L192 222H190V223H192L191 225H190V230H189V232H188V236H187V239L190 241V243H191V246L188 248L189 250H190V253L191 252H193L194 250H195V248L197 247H203L204 248V246L206 245V241L208 240V234L209 233H212V235H213V239H214V241L216 240L217 242L218 241H220V242H224L225 243V245H226V243L228 244V243H232V242H234L235 243V241H238V240H242V242L241 243H244V244H246V245H248V246H251L250 248H251V250H250V253H255V254H257L258 253V250H259V248L261 247V246H264V14H262V12H261V0H228V2L229 3H231V4H233L234 6L233 7H230V8H225V9H219V10H206V9H201V8H195V9H193V8H189L188 9V13H189V15H191V14H195L196 16H197V18H198V23L194 26V27H190V26H188V24L186 23V21H184V20H182L180 17H176L174 20H171L170 22H171V24L174 26L173 27V32H175V39H173L170 35H169V32H168V29H167V26H163V27H161L158 23H157V18L161 15V13L157 10V8H156V4H157V2H158V0H120ZM1 2V1H0ZM15 2V1H14ZM19 4L18 5H20V6H18L19 8L21 7V2H22V0H19ZM27 2V1H26ZM33 2H35V1H33ZM32 1L30 2V4L31 3H33ZM42 3H39L40 5L41 4H43L45 1H41ZM77 2V1H76ZM81 2H83V1H81ZM89 2V1H88ZM187 2L189 3V4H194V5H199L200 3H201V0H187ZM3 3H0V5L1 4H3ZM10 3V2H9ZM18 3V2H17ZM28 3V2H27ZM56 3V2H55ZM84 3V2H83ZM108 3V2H107ZM106 3V4H107ZM5 4V3H4ZM29 4V3H28ZM34 4V3H33ZM72 4V3H71ZM88 4V3H87ZM95 4V3H94ZM118 4V3H117ZM23 5H25L23 2H22V7H24ZM27 5V4H26ZM36 5V4H35ZM34 5V6H35ZM38 5V4H37ZM37 5H36V7H37ZM52 5V4H51ZM57 5V4H56ZM58 5H59V3H58ZM70 5V4H69ZM90 5V4H89ZM119 5V4H118ZM2 6V5H1ZM28 6V5H27ZM27 6H26V9H28L27 8ZM29 6H31V5H29ZM44 6H46V5H41V7H44ZM67 6V5H66ZM3 7V6H2ZM7 7V8H6ZM38 7H39V5H38ZM40 7V9H42ZM52 7V6H51ZM58 7V6H57ZM57 7H55V8H57ZM29 8H31V7H29ZM48 8H49V6H48ZM53 8V7H52ZM58 8H60V7H58ZM63 8V7H62ZM69 8V7H68ZM103 8V7H102ZM1 9V8H0ZM3 9V8H2ZM1 9V10H2ZM4 9V10H5ZM21 9V8H20ZM23 9H25V8H23ZM32 9V8H31ZM35 9H37V8H34V11H35ZM39 9V10H40ZM50 9V8H49ZM49 9H48V12H49ZM64 9H65V7H64ZM14 10V9H13ZM13 10H11V11H13ZM17 10V9H16ZM22 10V9H21ZM33 10V9H32ZM38 10V9H37ZM66 10V9H65ZM69 10V9H68ZM113 10V9H112ZM117 10V9H116ZM52 11H53V9H52ZM63 11V10H62ZM62 11H60V12H62ZM70 11V10H69ZM104 11V10H103ZM1 12H3V10L1 11ZM5 12V11H4ZM3 12V13H4ZM28 12H30V11H28ZM45 12V11H44ZM43 12V13H44ZM51 12V11H50ZM58 12V11H57ZM56 12V13H57ZM64 12V11H63ZM99 12V11H98ZM97 12V13H98ZM114 12V11H113ZM16 13H18L17 11H16ZM23 13V12H22ZM33 13V12H32ZM40 14H41V12H39ZM107 13H109V12H107ZM1 14V13H0ZM5 14V13H4ZM8 14V13H7ZM24 14V13H23ZM52 14V13H51ZM3 15V14H2ZM14 15V14H13ZM25 15V14H24ZM31 15V14H30ZM34 16H35V14H33ZM42 15V14H41ZM62 15V14H61ZM64 16H62V17H65V13L63 14ZM78 15V14H77ZM101 15V14H100ZM114 15H115V13H114ZM4 16V15H3ZM8 16H9V14H8ZM50 16V15H49ZM48 16V17H49ZM54 16V15H53ZM69 16V15H68ZM96 16V15H95ZM16 17V16H15ZM18 17V16H17ZM16 17V18H17ZM27 17L29 18V20H30V17L27 15ZM40 17V16H39ZM56 17V16H55ZM70 17V16H69ZM73 17V16H72ZM71 17V18H72ZM86 17V16H85ZM104 17V16H103ZM108 17H110V16H108ZM222 17H224L225 19H222ZM13 18H14V16H13ZM13 18H12V21H13ZM24 18V17H23ZM37 18V17H36ZM41 18V17H40ZM39 18V19H40ZM50 18H51V16H50ZM105 18V17H104ZM104 18H102L103 20H104ZM112 18V17H111ZM0 19H2V18H0ZM6 19L8 20V17H6ZM18 19H20V18H18ZM17 19V20H18ZM31 19H33V18H31ZM48 19V18H47ZM83 19V18H82ZM107 19V18H106ZM4 20V19H3ZM2 20V21H3ZM34 20H36V19H34ZM34 20H32V21H34ZM46 20V18L44 19V21ZM49 20V19H48ZM54 19H52V20H49L51 23H52V21H53ZM63 20V19H62ZM65 20V19H64ZM75 20V19H74ZM129 20V21H128ZM6 21V20H5ZM9 22H11V19L10 20H8ZM24 21V20H23ZM42 21V20H41ZM57 21H58V19H57ZM80 21H82V20H80ZM17 22V21H16ZM20 22V21H19ZM22 22V21H21ZM24 22H26V21H24ZM39 22H40V20H39ZM47 22V21H46ZM45 22V24H47ZM49 22V23H50ZM75 22V21H74ZM84 22V21H83ZM87 22V21H86ZM85 22V23H86ZM101 22H102V20H101ZM104 22V21H103ZM120 22V24H123V22L121 23ZM130 22L128 23V24H130ZM13 23H15V22H13ZM27 23V22H26ZM33 23V22H32ZM50 23V24H51ZM63 23H65V21L63 22ZM72 23V22H71ZM125 23V22H124ZM7 24H9V23H7ZM25 24V23H24ZM37 24H38V22H37ZM39 24H41V26H42V23H39ZM43 24H44V22H43ZM44 24V25H45ZM56 25H57V23H55ZM59 24V23H58ZM68 24H70L69 23V21H68ZM101 24H104V23H101ZM126 24V23H125ZM5 25V24H4ZM10 25V24H9ZM9 25H7V27H9ZM12 25V24H11ZM16 25V24H15ZM17 25L19 26V23L17 22ZM14 26V27H18V26ZM29 25V24H28ZM28 25H26V26H28ZM44 25L42 26V28H44ZM49 25V24H48ZM65 25V24H64ZM85 25V24H84ZM88 25H90V23L88 24ZM98 25V24H97ZM106 25H104V27H106L107 28V26ZM131 25V24H130ZM133 25V24H132ZM22 27H21V29L22 30H24V29H26V30H24V31H27V28L28 27H30L31 26V24H30V26H28V27H26L25 26V28H23L24 26L23 25H21ZM33 26V25H32ZM34 26H37V25H35L34 24ZM40 26V27H41ZM69 26V25H68ZM67 26V28L66 29H68L69 27ZM77 26V25H76ZM81 25L79 24V27H80ZM116 26V25H115ZM114 26V27H115ZM119 26V25H118ZM3 27V26H2ZM6 27V26H5ZM10 27H13V25L12 26H10ZM52 27V26H51ZM56 27V26H55ZM72 27V26H71ZM85 27V26H84ZM89 27V26H88ZM99 27H100V24H99ZM18 28H20V27H18ZM35 28V27H34ZM47 28H48V26H47ZM50 28V27H49ZM57 28H59V27H57ZM62 28H63V26H62ZM83 28V27H82ZM106 28H105V31H106ZM116 28H117V30H118V27L116 26L115 27V30H116ZM127 28V27H126ZM6 29V33H8L7 32V29L8 28H5ZM10 29H12V28H10ZM14 29V28H13ZM12 29V30H13ZM31 30H32V28H30ZM36 29V28H35ZM34 29V30H35ZM71 29V28H70ZM69 29V30H70ZM75 29H78V28H75ZM20 30V29H19ZM19 30H17V31H19ZM29 30V29H28ZM39 30V29H38ZM38 30H35V31H33V32H35V35H36V33H37V31ZM46 30H48V29H46ZM46 30H44V33H46L47 31ZM61 30V29H60ZM64 30H65V28H64ZM69 30H68V32H69ZM73 30H74V28H73ZM72 30V31H73ZM90 30V29H89ZM91 30H92V28H91ZM90 30V31H91ZM98 30V29H97ZM99 30H100V28H99ZM115 30H112V32H114V34H116V32H117V30L115 31ZM122 30H125V27H122ZM56 31V30H55ZM62 31V30H61ZM66 32H67V30H65ZM63 32V34L64 33H66V32ZM71 31V30H70ZM93 31V30H92ZM105 31H103V32H105ZM107 31H109V32H111L109 29L107 30ZM105 32L106 34H110L109 32ZM121 30L119 29V32H120ZM21 32V31H20ZM19 32V33H20ZM30 32V31H29ZM40 32V31H39ZM42 32L43 31H41V34H39V35H42ZM51 32V31H50ZM53 32H54V30H53ZM58 32V31H57ZM73 32H75V31H73ZM83 32H85V29L83 30ZM82 32V33H83ZM94 32H95V30L93 31V34H94ZM99 32H101L102 33V31H99ZM99 32H97V33H99ZM118 32V33H119ZM10 33H11V30H10ZM9 33V34H10ZM13 33V32H12ZM14 33H15V31H14ZM22 33V32H21ZM21 33H20V35H21ZM25 33V32H24ZM23 33V34H24ZM31 33V32H30ZM43 33V34H44ZM56 33V32H55ZM60 34H61V32H59ZM79 33V32H78ZM96 33V32H95ZM105 33H103V34H105ZM122 33V32H121ZM125 33H123V34H125ZM9 34H8V36H9ZM15 34H17V33H15ZM47 34V33H46ZM56 34H58V33H56ZM87 35H88V32L86 33ZM92 34V35H93ZM26 35H28L27 34V32H26V34H25V36ZM31 35V34H30ZM34 35V36H35ZM50 35V34H49ZM54 35V34H53ZM65 35V34H64ZM78 35L79 34H77L76 35V37H78ZM84 35V34H83ZM101 35V34H100ZM113 35V33H111V36ZM118 36H116L115 35V37H119V35H120V33L119 34H117ZM0 36H1V34H0ZM7 36V35H6ZM7 36V37H8ZM37 36V38H38V41H39V39H40V36L38 37V35H36ZM35 36V37H36ZM44 36H47V35H44ZM68 36V35H67ZM71 36H72V34H71ZM80 36H81V31H80ZM99 36V35H98ZM101 36V37H102ZM3 37H4V35H3ZM12 37V36H11ZM18 37V36H17ZM28 37V36H27ZM31 37V39H33L32 38V36H30ZM55 37V36H54ZM59 37V36H58ZM69 37V36H68ZM75 37V36H74ZM90 37V36H89ZM93 37V39L96 37V36H92ZM113 38H115L114 37V35L112 36ZM1 39H2V36L0 37ZM18 38H20V36L18 37ZM29 38V37H28ZM48 38V37H47ZM64 38V37H63ZM83 38V37H82ZM97 38V37H96ZM6 39V38H5ZM5 39H4V41H5ZM13 39H14V37H13ZM23 39V38H22ZM27 39V38H26ZM41 39H43V38H41ZM59 39V38H58ZM61 39H62V37H61ZM65 39H66V36H65ZM74 39V38H73ZM81 39V38H80ZM84 39V38H83ZM86 39V38H85ZM100 39V38H99ZM104 39V38H103ZM119 39V38H118ZM9 40V39H8ZM16 40V39H15ZM23 40H25V39H23ZM46 41H47V39H45ZM44 40V41H45ZM52 40H53V38H52ZM75 40H77V38H75ZM86 40H88V39H86ZM105 40H106V38H105ZM113 41H114V39H112ZM1 41V40H0ZM3 41V42H4ZM18 41H20L19 43H23V41L21 42V40L19 39ZM27 41V40H26ZM25 41V42H26ZM30 41V40H29ZM28 41V42H29ZM35 41V40H34ZM44 41L43 42H41L42 44L44 43ZM56 41H58V40H56ZM67 41H69V40H67ZM91 41V40H90ZM31 42H32V40H31ZM36 42V44H37V41H35ZM40 42V41H39ZM51 42V41H50ZM61 42H63V41H61ZM93 42V41H92ZM4 43H6V42H4ZM16 43V42H15ZM18 43V42H17ZM18 43V44H19ZM27 43V42H26ZM23 43L22 45H29V43ZM53 43V42H52ZM56 43V42H55ZM82 44H83V42H81ZM85 43V42H84ZM90 43V42H89ZM110 43L113 45H110ZM8 44H9V42H8ZM12 44H14V43H12ZM64 44H65V42H64ZM69 44H71V41H70V43ZM72 44H74V43H72ZM88 43H86V45H87ZM93 44V43H92ZM94 44H95V42H94ZM1 45V44H0ZM3 45H6V46H9V45H7V44H3ZM39 45H41L40 43H39ZM38 44H37V46H39ZM48 45V44H47ZM60 45H62V44H60ZM66 45V44H65ZM85 45V44H84ZM85 45V46H86ZM2 46V45H1ZM11 46H13V45H11ZM34 46V45H33ZM37 46H35L36 48H37ZM73 46V45H72ZM75 46V45H74ZM79 46V45H78ZM94 46V45H93ZM15 47V46H14ZM21 47V46H20ZM28 47V46H27ZM42 47V46H41ZM45 47V46H44ZM57 47V46H56ZM59 47V46H58ZM87 47V46H86ZM85 47V48H86ZM90 47V46H89ZM94 47H96V46H94ZM5 48V47H4ZM4 48H2L1 47V51H2V49L4 50V52L6 53V51L8 50H6L5 51V49ZM22 48H24V47H22ZM31 48V47H30ZM48 48V47H47ZM46 48V49H47ZM50 48H52V50L54 49V47H51L50 46ZM50 48H48V49H50ZM65 48V47H64ZM81 48H84L83 46L81 47ZM100 48H99V50H100ZM12 49V48H11ZM16 49H17V46H16ZM38 49H40V48H38ZM43 49V48H42ZM46 49H45V51H46ZM71 49V48H70ZM80 49V48H79ZM90 49H91V47H90ZM98 49V48H97ZM161 49H163L164 50V53L163 54H161ZM13 50H15V49H13ZM12 50V51H13ZM24 50H25V48H24ZM34 50V49H33ZM33 50H32V52H33ZM44 50V49H43ZM43 50H42V52H43ZM62 50V49H61ZM68 50H69V48H68ZM74 50V49H73ZM77 50H78V48H77ZM83 50V49H82ZM87 50H88V48H87ZM92 50V49H91ZM90 50V51H91ZM0 51V52H1ZM11 51V52H12ZM23 51V50H22ZM26 51H27V48H26ZM35 51V50H34ZM38 51V50H37ZM36 51V52H37ZM40 51V50H39ZM56 51V50H55ZM63 51V50H62ZM89 51V50H88ZM87 51V52H88ZM94 51V50H93ZM92 51V52H93ZM3 52V53H4ZM20 52V51H19ZM49 52H51V51H49ZM70 52H71V50H70ZM73 52V51H72ZM77 52V51H76ZM78 52H80L79 50H78ZM95 52V51H94ZM93 52V53H94ZM35 53V52H34ZM60 53V52H59ZM65 53V52H64ZM85 53H86V51H85ZM97 53V52H96ZM13 54H15V51L13 52ZM13 54H12V56H13ZM27 54V53H26ZM25 54V55H26ZM29 54V53H28ZM30 54H32L31 52H30ZM48 54V53H47ZM56 54V53H55ZM54 54V55H55ZM61 54V53H60ZM59 54V55H60ZM3 55H5V54H3ZM19 55V54H18ZM45 55V54H44ZM52 56H53V54H51ZM51 55H49L50 57H51ZM71 56H72V54H70ZM77 55V54H76ZM0 56H2V55H0ZM23 56V54L21 55V57ZM33 56H35V55H32V57H31V59L33 60ZM43 56V55H42ZM70 56V57H71ZM83 56H84V54H83ZM4 57V56H3ZM10 57V56H9ZM21 57H19V60H20V58ZM39 57V56H38ZM44 57V56H43ZM75 57H78V55L77 56H75ZM85 57V56H84ZM24 58H25V56H24ZM27 58V57H26ZM29 58V57H28ZM36 58V57H35ZM57 58V57H56ZM67 58V57H66ZM65 58V59H66ZM86 58V57H85ZM84 58V59H85ZM0 59H2L1 57H0ZM4 59V58H3ZM51 59V58H50ZM82 59V58H81ZM80 59V60H81ZM17 60H18V58H17ZM17 60H15V61H17ZM24 60V59H23ZM22 60V61H23ZM28 60V59H27ZM26 60V61H27ZM62 60V59H61ZM75 60H76V58H75ZM74 60V61H75ZM78 60V59H77ZM80 60H78V61H80ZM2 61V60H1ZM4 61H6L5 59H4ZM60 61V60H59ZM70 61V60H69ZM77 61V62H78ZM8 62V61H7ZM14 62V61H13ZM24 63H25V60L23 61ZM28 62V61H27ZM35 62V61H34ZM33 62V63H34ZM40 62V61H39ZM51 62V61H50ZM54 62V61H53ZM56 62V61H55ZM76 62V63H77ZM10 63V62H9ZM16 64H17V62H15ZM14 63V64H15ZM29 63V62H28ZM33 63H31V65H33ZM47 63V62H46ZM52 63V62H51ZM59 63V62H58ZM70 63V62H69ZM75 63V62H74ZM21 64H22V62H21ZM20 64V65H21ZM41 64V63H40ZM54 64V63H53ZM71 64V63H70ZM72 64H73V62H72ZM3 65V64H2ZM30 64H28V66H29ZM37 65V64H36ZM50 65V64H49ZM62 65V64H61ZM63 65H64V63H63ZM12 67H13V64L11 65ZM57 66V65H56ZM9 67V66H8ZM24 67V66H23ZM45 67V66H44ZM62 67V66H61ZM60 67V68H61ZM67 67V66H66ZM69 67V66H68ZM76 67V66H75ZM196 67V68H197ZM5 68V67H4ZM20 68V67H19ZM22 68V67H21ZM29 68V67H28ZM35 68L37 69V66H35ZM52 68H53V66H52ZM59 68V67H58ZM58 68H57V70H58ZM63 68V67H62ZM65 68V67H64ZM195 67H193V69H194ZM3 69V68H2ZM46 69H47V67H46ZM48 69H49V67H48ZM47 69V70H48ZM73 69V68H72ZM12 70V69H11ZM25 70V69H24ZM44 70V69H43ZM60 70H62V69H59L58 70V73L60 72ZM23 71V70H22ZM32 71V70H31ZM46 71V70H45ZM197 71H198V69H197ZM2 72H4V71H2ZM33 72V71H32ZM51 72V71H50ZM183 72V71H182ZM185 72V71H184ZM12 73V72H11ZM14 73H17V71H16V69L14 70ZM19 73V72H18ZM25 73V72H24ZM29 73V72H28ZM36 73V72H35ZM48 73H49V71H48ZM54 73V72H53ZM175 73V72H174ZM197 73V72H196ZM195 73V74H196ZM199 73V72H198ZM19 74H21V73H19ZM19 74H18V77H19ZM22 74H23V72H22ZM27 74V73H26ZM25 74V75H26ZM32 74H34V73H32ZM31 74V75H32ZM44 74V73H43ZM51 74V73H50ZM173 74V73H172ZM200 74H202V73H200ZM0 75H1V73H0ZM7 75V74H6ZM5 75V76H6ZM16 75V74H15ZM42 75V74H41ZM170 75V74H169ZM28 76V75H27ZM33 76V75H32ZM38 76V75H37ZM43 76V75H42ZM51 76V75H50ZM57 76V75H56ZM191 76V75H190ZM198 76V75H197ZM203 76V77H204ZM26 77V76H25ZM167 77V76H166ZM169 77V76H168ZM167 77V78H168ZM179 77V76H178ZM184 77H187V76H184ZM6 78V77H5ZM34 78V77H33ZM41 78V77H40ZM166 79V78H165ZM169 79V78H168ZM180 79V78H179ZM205 79V78H204ZM0 80H1V78H0ZM6 79H4V81H5ZM48 80H49V78H48ZM172 80H174V79H172ZM3 81V80H2ZM163 81V80H162ZM168 81V80H167ZM166 81V82H167ZM170 81V80H169ZM167 82L168 83V86H169V83L170 82H172V81H170V82ZM197 81V80H196ZM161 82V81H160ZM188 82V81H187ZM186 82V83H187ZM203 82V81H202ZM206 82V81H205ZM173 83V82H172ZM176 83V82H175ZM198 83V82H197ZM200 83V82H199ZM182 84V83H181ZM40 85H41V83H40ZM43 85V84H42ZM142 85V86H143ZM160 85V84H159ZM176 85V84H175ZM206 85V84H205ZM143 86V87H144ZM163 86V85H162ZM39 87H41V86H39ZM111 86L109 85V88H110ZM169 87H171V86H169ZM168 87V88H169ZM174 86L172 85V90H173V92H174V94H173V96H176V97H180V93L178 92V91H176L174 88H173ZM196 87H197V85H196ZM199 87H201V86H198V88ZM122 88V87H121ZM162 88V87H161ZM167 88V89H168ZM176 88H177V86H176ZM182 88V87H181ZM193 88H194V86H193ZM202 88V89H203ZM113 89V88H112ZM116 89V88H115ZM117 89H120V88H117ZM170 89V88H169ZM179 89V88H178ZM195 89V88H194ZM127 90V89H126ZM129 90V89H128ZM161 91H159V90H157V91H159V92H162V89H160ZM181 90V89H180ZM114 91V90H113ZM112 91V92H113ZM120 91V90H119ZM135 91V90H134ZM169 90H167V92H168ZM190 91V90H189ZM195 91H198L197 89H195ZM110 92H111V90H110ZM124 92V91H123ZM140 92V91H139ZM144 92V91H143ZM147 92V91H146ZM183 92V91H182ZM1 93V92H0ZM28 93V92H27ZM169 93H171V92H169ZM168 93V94H169ZM194 93V92H193ZM23 94V93H22ZM31 94V95H32ZM110 94V93H109ZM113 94H115L114 92H113ZM129 94H130V92H129ZM156 94H157V92H156ZM163 94V93H162ZM164 94H166V92L164 93ZM182 94V93H181ZM186 95H188V94H190V93H185ZM195 94V93H194ZM197 94V93H196ZM82 95V96H83ZM112 95V94H111ZM110 95V96H111ZM124 95H125V93H124ZM148 95H150V94H148ZM153 95H155V94H153ZM158 95V94H157ZM172 95V94H171ZM170 95V96H171ZM185 95V96H186ZM199 95V94H198ZM197 95V96H198ZM7 96H9L8 94H7ZM24 96V95H23ZM88 96V97H89ZM109 96V97H110ZM115 96V95H114ZM122 96V95H121ZM128 96V95H127ZM132 96H133V94H132ZM131 96V97H132ZM159 96V95H158ZM166 96H167V94H166ZM173 96H171V97H173ZM195 96V95H194ZM4 97V96H3ZM6 97V96H5ZM11 97V96H10ZM30 97V96H29ZM34 97V96H33ZM79 97H81V96H79ZM104 97V96H103ZM108 97V96H107ZM116 97H118V95L116 96ZM129 97V96H128ZM140 97H141V95H140ZM163 97V96H162ZM162 97L160 98V99H162ZM165 97V96H164ZM163 97V98H164ZM170 97V98H171ZM183 97V96H182ZM190 98L192 97V96H189ZM19 98V97H18ZM23 98V97H22ZM26 98V97H25ZM77 98V97H76ZM82 98V97H81ZM98 98V97H97ZM101 98V97H100ZM106 98V97H105ZM111 98H113V97H111ZM125 98V97H124ZM127 98V97H126ZM153 98V97H152ZM158 98V97H157ZM193 98V97H192ZM195 98V97H194ZM7 99V98H6ZM9 99V98H8ZM12 99V98H11ZM16 99H17V96H16ZM36 99H37V96H36ZM42 99V98H41ZM79 99V98H78ZM82 99H84V98H82ZM107 99V98H106ZM105 99V100H106ZM121 99V98H120ZM131 99V98H130ZM134 99H136V98H133V100ZM149 99V98H148ZM155 98H153V100H154ZM160 99H158L159 100V102L161 101ZM178 99V98H177ZM176 98H175V100H177ZM182 99V98H181ZM186 99V98H185ZM188 99V98H187ZM186 99V100H187ZM10 100V99H9ZM15 100V99H14ZM25 100V99H24ZM39 100V99H38ZM43 100H45V99H43ZM73 100H74V98H73ZM73 100H71L70 102H68L67 104H66V100L64 101V99H63V101L65 102V105H60V104H57L56 106L58 107V109H60V110H62V111H64V112H68L72 107H74V104H76V103H74L73 102ZM86 100H88V99H86ZM91 100H93V99H91ZM90 100V101H91ZM96 100V99H95ZM94 100V101H95ZM104 100V99H103ZM121 100H123V99H121ZM127 100H129V98L127 99ZM141 100H143V99H141ZM147 100V99H146ZM169 100V99H168ZM193 100H195V99H193ZM11 101V100H10ZM19 101V100H18ZM32 101V100H31ZM60 101H62V100H60ZM62 101V102H63ZM82 101V100H81ZM84 101V100H83ZM83 101H82V103H83ZM100 101V100H99ZM116 101V100H115ZM114 101V103H117V101L115 102ZM130 101V100H129ZM135 101V100H134ZM138 101V100H137ZM165 101V100H164ZM172 102L174 101V99L173 100H171ZM200 101V100H199ZM17 102V101H16ZM48 102H50V101H48ZM62 102H60V103H62ZM93 102V101H92ZM97 102H98V100H97ZM109 102V101H108ZM107 102V103H108ZM119 102H121V101H118V103ZM131 102V101H130ZM133 102V101H132ZM139 102H141V101H139ZM150 102V101H149ZM155 102V101H154ZM170 102V101H169ZM176 102V101H175ZM8 103V102H7ZM22 103H23V101H22ZM41 103V102H40ZM53 103V102H52ZM81 103V104H82ZM88 103V102H87ZM103 103V102H102ZM106 103V104H107ZM113 103V104H114ZM126 103V102H125ZM124 103V104H125ZM137 103V102H136ZM145 103V102H144ZM161 104H162V101L160 102ZM178 103H179V101H178ZM202 103V102H201ZM18 104V103H17ZM26 104V103H25ZM38 104V103H37ZM42 104V103H41ZM50 104H51V102H50ZM54 104V103H53ZM53 104H52V106H53ZM56 104V103H55ZM78 104V103H77ZM76 104V105H77ZM88 104H90V103H88ZM95 104V103H94ZM94 104H92V105H94ZM109 104V103H108ZM120 104V103H119ZM135 104V103H134ZM133 104V105H134ZM138 104H140V103H138ZM148 104V103H147ZM147 104H146V106H144V108L145 107H147ZM157 104H159L158 102H157ZM161 104H160V106H161ZM200 104V103H199ZM22 105V104H21ZM36 105V104H35ZM43 105V104H42ZM60 105V106H59ZM78 105H80V104H78ZM84 105V104H83ZM96 106H95V110H96V107H97V104H95ZM117 105V104H116ZM115 105V106H116ZM125 105H128V104H125ZM124 105V106H125ZM131 105V104H130ZM132 105V106H133ZM145 105V104H144ZM151 105V104H150ZM150 105H148V106H150ZM165 105V104H164ZM4 106V105H3ZM23 106V105H22ZM26 106V105H25ZM28 106V105H27ZM32 106V105H31ZM30 106V107H31ZM50 107L51 108V110H52V108L53 107ZM122 106V105H121ZM123 106V107H124ZM137 106V105H136ZM143 106V105H142ZM141 106V107H142ZM152 106H153V104H152ZM155 106V105H154ZM157 106V105H156ZM159 106V107H160ZM166 106V105H165ZM16 107V106H15ZM21 107V106H20ZM19 107V108H20ZM29 107V106H28ZM36 107V106H35ZM48 107V106H47ZM76 107V106H75ZM78 107H80V106H78ZM77 107V108H78ZM90 107V106H89ZM99 107V106H98ZM103 107V106H102ZM112 107H113V105H112ZM119 107V106H118ZM127 107V106H126ZM138 107V106H137ZM158 107V106H157ZM158 107V108H159ZM167 107V106H166ZM5 108V107H4ZM8 108V107H7ZM14 108V107H13ZM12 108V109H13ZM22 108V107H21ZM20 108V109H21ZM27 108V107H26ZM38 108H40V107H38ZM86 108V107H85ZM115 108V107H114ZM125 108V107H124ZM130 107H128V109H129ZM144 108H143V110H144ZM149 108V107H148ZM161 109H162V107H160ZM16 109V108H15ZM14 109V110H15ZM23 109V108H22ZM46 109V108H45ZM54 109V108H53ZM66 109V110H65ZM80 109H83V108H80ZM90 109V108H89ZM92 109H94V108H92ZM99 109V108H98ZM106 109V108H105ZM111 109H113V108H111ZM119 109V108H118ZM127 109V108H126ZM126 109H124V110H126ZM137 109V108H136ZM135 109V110H136ZM139 109V108H138ZM137 109V110H138ZM156 109V108H155ZM163 109H164V107H163ZM3 110V109H2ZM18 110V109H17ZM33 110V109H32ZM38 110V109H37ZM42 110V109H41ZM47 110V109H46ZM48 110H50V109H48ZM47 110V111H48ZM51 110H50V112H51ZM55 110V109H54ZM53 110V111H54ZM75 110V109H74ZM74 110H72V111H74ZM76 110H78V109H76ZM134 110V109H133ZM143 110H141V112L143 111ZM146 110V109H145ZM151 110V109H150ZM152 110H153V108H152ZM160 110V109H159ZM173 110V109H172ZM176 110H178V107L176 108ZM175 110V111H176ZM24 111H25V109H24ZM29 112H30V110H28ZM27 111V112H28ZM61 111V112H62ZM72 111H69V112H72ZM80 111V110H79ZM89 111V110H88ZM90 111H91V109H90ZM94 111V110H93ZM98 111V110H97ZM107 111V110H106ZM112 111V110H111ZM118 111V110H117ZM139 111V110H138ZM157 111H158V109H157ZM156 111V112H157ZM166 111V110H165ZM167 111H168V109H167ZM26 112V111H25ZM43 112H45L44 110H43ZM55 112V111H54ZM57 112H59V111H57ZM56 112V113H57ZM68 112V113H69ZM77 112V111H76ZM85 112H86V110H85ZM99 112V111H98ZM101 112V111H100ZM103 112H105V111H103ZM121 112H122V110H121ZM120 112V113H121ZM126 112H128V111H126ZM125 111H124V114L126 113ZM146 112H148V111H146ZM153 112H155V111H153ZM153 112H152V114H153ZM155 112V113H156ZM170 112V111H169ZM173 112H174V110H173ZM33 113V112H32ZM35 113V112H34ZM37 113H40V111L39 112H37ZM37 113L35 114V115H37ZM53 113V112H52ZM56 113H55V115H56ZM73 113V112H72ZM78 113V112H77ZM96 113V112H95ZM117 113H119V112H117ZM119 113V114H120ZM133 112H131V114H132ZM138 113V112H137ZM140 113V112H139ZM157 113H159V112H157ZM166 113L167 112H165V115H166ZM21 114V113H20ZM25 114V113H24ZM28 114V113H27ZM45 114V113H44ZM47 115H49L48 113H46ZM62 114V113H61ZM64 114V113H63ZM81 114V113H80ZM85 114V113H84ZM93 114V113H92ZM101 114V113H100ZM116 114V113H115ZM114 114V115H115ZM136 114V113H135ZM134 114V115H135ZM171 114V113H170ZM225 114H227V115H229V114H231V115H233L235 118H237V120H238V122L236 123V122H233V123H231V124H228L229 122H231L230 120H227L226 119V116H225ZM1 115V114H0ZM41 115H42V113H41ZM52 116H53V114H51ZM73 115V114H72ZM77 115V114H76ZM86 115V114H85ZM88 115V114H87ZM105 115V114H104ZM107 115V114H106ZM108 115H110V114H108ZM144 115H145V113H144ZM161 115H163V114H161ZM175 115V114H174ZM173 115V117H175L174 119H176V116H174ZM196 115H199V116H196ZM230 115V116H231ZM7 116V115H6ZM20 116V115H19ZM31 116V115H30ZM43 116V115H42ZM64 116H66V115H64ZM74 116V115H73ZM78 116V115H77ZM77 116H75V117H77ZM110 116H112V115H110ZM110 116H103V119H105L104 117H107V119H108V117H110ZM116 116V115H115ZM119 116V115H118ZM126 116V115H125ZM131 116V115H130ZM137 116V115H136ZM135 116V117H136ZM139 116V115H138ZM147 116H148V113H147ZM147 116H145V117H147ZM157 116V118L159 119V115L157 114L156 115ZM172 116V115H171ZM188 116H192V118H190V121H189V118H187ZM3 117V116H2ZM8 117V116H7ZM6 117V118H7ZM17 117V116H16ZM15 117V118H16ZM32 117V116H31ZM34 117H36V116H34ZM37 117H38V115H37ZM50 117V116H49ZM62 117V116H61ZM67 117H68V114H67ZM70 117H72L71 116V114H70ZM88 117V116H87ZM90 117V116H89ZM92 117V116H91ZM96 117V116H95ZM99 117V116H98ZM100 117H102V116H100ZM114 117V116H113ZM121 117V116H120ZM119 117V118H120ZM126 117H128V116H126ZM144 117V116H143ZM152 117V116H151ZM151 117H148V118H151ZM166 117V116H165ZM169 117V116H168ZM173 117L172 118H170L171 120L170 121H172V119H173ZM228 117V116H227ZM9 118V117H8ZM41 118H43V117H41ZM55 118V117H54ZM97 118V117H96ZM111 118V117H110ZM109 118V119H110ZM115 118H117V116L115 117ZM140 118V117H139ZM154 118H155V116H154ZM167 118V117H166ZM34 119V118H33ZM46 119H47V117H46ZM51 119V118H50ZM58 119V118H57ZM66 119V118H65ZM68 119H69V117H68ZM72 119H74V117H72ZM77 119V118H76ZM80 119V118H79ZM83 119V118H82ZM89 119V118H88ZM93 119H94V117H93ZM97 119H99V118H97ZM102 119V118H101ZM112 119V118H111ZM110 119V120H111ZM123 119H125V117L123 118ZM122 119V120H123ZM130 119H132L131 117H130ZM144 119V118H143ZM156 119V118H155ZM180 119V118H179ZM229 119V118H228ZM233 119V118H232ZM10 120V119H9ZM19 120V118L17 119V121ZM27 120V119H26ZM58 120H61L60 118L58 119ZM57 120V121H58ZM86 120V119H85ZM92 120V119H91ZM95 120V119H94ZM106 120V119H105ZM104 120V121H105ZM113 122H119V121H116L114 118H113ZM118 120V119H117ZM120 120V119H119ZM125 120H128V119H125ZM137 120H139V119H137ZM147 120H149V119H147ZM151 120H153V119H151ZM151 120H149L150 122H151ZM236 120V121H237ZM30 121V120H29ZM35 121H36V119H35ZM47 121V120H46ZM54 121V120H53ZM52 121V122H53ZM83 121V120H82ZM100 121V120H99ZM130 121V120H129ZM133 121V120H132ZM135 121V120H134ZM143 121V120H142ZM153 121H155V120H153ZM162 121V120H161ZM170 121L168 122V123H170ZM175 121V120H174ZM233 121H234V119H233ZM6 122V121H5ZM4 122V123H5ZM11 122V121H10ZM16 122V121H15ZM26 122V121H25ZM39 122V121H38ZM74 122H75V120H74ZM85 122H87V121H85ZM101 122V121H100ZM99 122V123H100ZM106 122H108L109 123V121H106ZM125 122V121H124ZM144 122H147V121H144ZM149 122V123H150ZM159 123H160V121H158ZM166 122H167V120H166ZM7 123V122H6ZM31 123V122H30ZM42 123V122H41ZM61 123V122H60ZM70 123H71V121H70ZM81 123V122H80ZM83 123V122H82ZM94 123V122H93ZM93 123H91V124H93ZM122 123V122H121ZM127 123H128V121H127ZM127 123H126V126H127ZM132 123V122H131ZM130 123V124H131ZM138 123V122H137ZM136 123V125H138ZM148 123V122H147ZM146 123V127L148 128V125L149 124H147ZM152 123V122H151ZM162 123V122H161ZM174 123V122H173ZM26 124V123H25ZM28 124V123H27ZM37 124V123H36ZM43 124H44V122H43ZM46 124V123H45ZM48 124H50V123H48ZM47 124V125H48ZM53 124V123H52ZM68 124V123H67ZM74 124V123H73ZM88 124V123H87ZM98 124V123H97ZM96 124V125H97ZM106 124V123H105ZM104 124V125H105ZM119 124V123H118ZM123 124V123H122ZM156 123H154V126H156L155 125ZM10 125V124H9ZM14 125H17L16 123L14 124ZM21 125V124H20ZM29 125V124H28ZM75 125H78V123L77 124H75ZM90 125V124H89ZM101 125H102V123H101ZM110 125V124H109ZM113 125H114V123H113ZM132 125V124H131ZM135 125V126H136ZM143 125H145V123H143ZM152 125L153 124H151V127H152ZM228 125V126H227ZM13 126V125H12ZM11 126V127H12ZM24 126V125H23ZM51 126V125H50ZM56 126V125H55ZM71 126V125H70ZM86 126V125H85ZM103 126V125H102ZM106 126V125H105ZM107 126H108V124H107ZM118 126H120V125H118ZM122 126V125H121ZM139 126V125H138ZM150 126V125H149ZM165 126V125H164ZM177 126V125H176ZM6 127H7V125H6ZM14 127V126H13ZM12 127V128H13ZM33 127V126H32ZM46 127V126H45ZM48 127V126H47ZM61 127H63V125L61 126ZM68 127V126H67ZM71 127H73V125L71 126ZM82 127V126H81ZM95 127V126H94ZM134 127V126H133ZM145 127V128H146ZM162 127V126H161ZM20 128V127H19ZM49 128V127H48ZM86 128H87V126H86ZM85 128V129H86ZM98 128V127H97ZM104 128H106V127H104ZM125 129H126V127H124ZM127 128H128V126H127ZM135 128V127H134ZM140 128H143V127H140ZM139 128V129H140ZM9 129V128H8ZM14 129V128H13ZM73 129V128H72ZM79 129V128H78ZM84 129V128H83ZM99 129V128H98ZM107 129H108V127H107ZM139 129H137V131L139 130ZM161 129V128H160ZM159 129V130H160ZM11 130V129H10ZM15 130V129H14ZM54 130H55V128H54ZM87 130V129H86ZM91 130V129H90ZM93 130V129H92ZM100 130H102L101 129V127H100ZM104 130V129H103ZM115 130V128L113 129V131ZM141 130V129H140ZM140 130H139V132H140ZM152 130V129H151ZM0 131H2V130H0ZM3 131H5V130H3ZM17 131V130H16ZM24 131V130H23ZM42 131V130H41ZM47 131H49V130H47ZM72 131V130H71ZM74 131V130H73ZM95 131V130H94ZM96 131H98V130H96ZM108 131H111V130H107V132ZM116 131V130H115ZM118 131V130H117ZM142 131V130H141ZM145 131V130H144ZM169 131V130H168ZM25 132V131H24ZM40 132V131H39ZM38 132V133H39ZM51 132V131H50ZM56 132V131H55ZM54 132V133H55ZM59 132V131H58ZM75 132V131H74ZM79 132V131H78ZM82 132V131H81ZM90 132V131H89ZM105 132V131H104ZM164 132V131H163ZM3 133V132H2ZM23 133V132H22ZM32 133V132H31ZM46 133V132H45ZM63 133V132H62ZM65 133V132H64ZM64 133H63V135H64ZM67 133V132H66ZM69 133V132H68ZM109 133V132H108ZM141 133H143V131L141 132ZM147 133V132H146ZM153 133H155V132H153ZM5 134H6V131H5ZM17 134H20V133H17ZM40 134H42V133H40ZM47 134V133H46ZM51 134H52V132H51ZM56 134V133H55ZM60 134V133H59ZM70 134V133H69ZM74 134V133H73ZM76 134V133H75ZM78 134V133H77ZM76 134V135H77ZM102 134H104V133H102ZM150 134H151V132H150ZM159 134V133H158ZM161 134V133H160ZM21 135V134H20ZM43 135V134H42ZM41 135V136H42ZM71 135H72V133H71ZM70 135V136H71ZM90 135V134H89ZM111 135H113V134H111ZM110 135V136H111ZM4 136H6V135H4ZM10 136V135H9ZM16 136V135H15ZM14 136V137H15ZM35 136H37L36 134H35ZM46 136H48V135H46ZM65 136V135H64ZM79 136V135H78ZM84 136H85V134H84ZM101 136V135H100ZM107 136H108V134H107ZM150 136V135H149ZM167 137H168V134L166 135ZM12 137V135L10 136V138ZM32 138H34L33 136H31ZM44 137H45V135H44ZM53 137V136H52ZM51 137V138H52ZM59 137V136H58ZM57 137V138H58ZM76 137V136H75ZM103 137V136H102ZM106 137V136H105ZM104 137V138H105ZM141 137V136H140ZM151 137V136H150ZM161 137V136H160ZM166 137V138H167ZM6 138V137H5ZM7 138L9 139V137L7 136ZM30 138V137H29ZM36 138V137H35ZM47 138V137H46ZM109 138V137H108ZM145 138V137H144ZM143 138V139H144ZM1 139H3V138H1ZM0 139V142H2V140ZM50 139V138H49ZM71 139V138H70ZM79 139V141H80V138H78ZM112 139V138H111ZM142 139V140H143ZM151 139V138H150ZM153 139V138H152ZM169 139V138H168ZM13 140V139H12ZM18 140V139H17ZM22 140H23V138H22ZM21 140V141H22ZM30 140V139H29ZM36 140V139H35ZM35 140H33V141H35ZM46 140V139H45ZM48 140V139H47ZM55 140V139H54ZM82 140V139H81ZM86 140V139H85ZM101 140V139H100ZM104 140H106V139H104ZM163 140V139H162ZM9 141H10V139H9ZM15 141V140H14ZM27 141V140H26ZM41 141V140H40ZM51 141V140H50ZM60 141H62V140H60ZM76 141H78V140H76ZM78 141V142H79ZM110 141V140H109ZM114 141V140H113ZM146 141V140H145ZM145 141H143V142H145ZM148 141V140H147ZM242 141H244L243 143L244 144H242ZM4 142V141H3ZM17 142V141H16ZM44 142V141H43ZM57 142V141H56ZM64 142V141H63ZM84 142V141H83ZM93 142V141H92ZM100 142H102V141H99L98 143H100ZM107 142V141H106ZM112 142V141H111ZM6 143H9V142H6ZM27 143V142H26ZM25 143V144H26ZM94 143V142H93ZM102 143H104V142H102ZM101 143V144H102ZM152 143H153V141H152ZM155 143V142H154ZM203 143H206L207 144V147H201V144L203 145ZM21 144H23V143H21ZM28 144V143H27ZM85 144H87V143H85ZM106 144H108V143H106ZM116 144V143H115ZM120 144V143H119ZM151 143H149V145H150ZM158 144V143H157ZM160 144V143H159ZM205 144V145H206ZM2 145V144H1ZM5 145V144H4ZM39 145V144H38ZM37 145V146H38ZM77 145V144H76ZM80 145V144H79ZM78 145V146H79ZM82 145V144H81ZM92 145V144H91ZM97 145V144H96ZM96 145H94V146H96ZM103 145V144H102ZM122 145V144H121ZM144 145V144H143ZM146 145H148L147 143H146ZM170 145V146H171ZM22 146V145H21ZM82 146H84V145H82ZM88 146V145H87ZM105 146H108L109 147V145H105ZM105 146H103V148L105 147ZM110 146H112V145H110ZM114 146V145H113ZM124 146V145H123ZM122 146V147H123ZM155 146V145H154ZM167 146H169V145H167ZM167 146L165 145L164 147H166V149H167ZM8 147V146H7ZM92 147H93V145H92ZM117 147V146H116ZM138 147H139V145H138ZM141 147V146H140ZM144 147V146H143ZM156 147H158V146H156ZM161 147V146H160ZM160 147H158L159 148V150H160ZM16 148H18V147H16ZM28 148H30V147H28ZM35 148H36V145H35ZM74 148H75V146H74ZM89 148H91V146H89ZM94 148V147H93ZM111 148V147H110ZM119 148H121V147H119ZM137 148V147H136ZM150 148H152V146L150 147ZM1 149V148H0ZM4 149V148H3ZM9 149H10V147H9ZM14 149V148H13ZM25 149V148H24ZM31 149V148H30ZM81 149V148H80ZM86 149V148H85ZM112 149H114V148H112ZM118 149V148H117ZM145 149H146V147H145ZM18 150V149H17ZM23 150V149H22ZM21 150V152L23 153V151ZM34 150V149H33ZM36 150V149H35ZM77 150H79V149H77ZM90 150V149H89ZM88 150V151H89ZM100 150V149H99ZM98 150V151H99ZM107 150V149H106ZM139 150V149H138ZM143 150V149H142ZM151 150H155V149H151ZM170 150V149H169ZM2 151V150H1ZM10 151V150H9ZM19 151V150H18ZM25 151V150H24ZM37 151V150H36ZM80 151H82V150H80ZM87 151V152H88ZM95 151H97L96 149H95ZM100 151H102V150H100ZM99 151V152H100ZM118 151V150H117ZM121 151V150H120ZM140 151V150H139ZM144 151V150H143ZM146 151H148V150H146ZM145 151V152H146ZM156 151V150H155ZM11 152V151H10ZM26 152V151H25ZM40 152V151H39ZM86 152V151H85ZM91 152H93L92 150H91ZM110 152V151H109ZM114 152V151H113ZM135 152V151H134ZM138 152V151H137ZM153 152V151H152ZM163 152V151H162ZM165 153L167 152V151H164ZM1 153V152H0ZM15 153V152H14ZM29 153V152H28ZM31 153V152H30ZM37 153V152H36ZM77 153H78V151H77ZM80 153H82V152H80ZM79 153V154H80ZM94 153V152H93ZM93 153H91V154H93ZM103 153V152H102ZM119 153V152H118ZM139 153V152H138ZM141 153V152H140ZM139 153V154H140ZM144 153V152H143ZM142 153V154H143ZM148 153V152H147ZM151 153V152H150ZM154 153H156V152H154ZM2 154V153H1ZM5 154V153H4ZM8 154V153H7ZM20 154V153H19ZM32 154V153H31ZM34 154V153H33ZM87 154H90L89 152L87 153ZM104 154V153H103ZM106 154H107V152H106ZM105 154V155H106ZM121 154V153H120ZM133 154V153H132ZM142 154H140V155H142ZM156 154H158V153H156ZM160 154H161V151H160ZM169 154V153H168ZM26 155V154H25ZM39 155V154H38ZM82 155V154H81ZM85 155V154H84ZM102 155V154H101ZM108 155H109V153H108ZM118 155V154H117ZM134 155V154H133ZM166 155V154H165ZM10 156V155H9ZM20 156V155H19ZM23 156V155H22ZM93 156V155H92ZM95 156V155H94ZM112 156V155H111ZM147 156V155H146ZM145 156V157H146ZM151 156V155H150ZM157 156V155H156ZM159 156V155H158ZM161 156V155H160ZM160 156H159V158H160ZM170 156V155H169ZM4 157V156H3ZM8 157V156H7ZM31 157V156H30ZM36 157H37V155H36ZM41 157V156H40ZM77 157V156H76ZM86 157V156H85ZM97 157V156H96ZM136 158L138 157V155L137 156H135ZM152 157V156H151ZM154 157V156H153ZM164 157V156H163ZM2 158V157H1ZM4 158H6V157H4ZM12 158V157H11ZM88 158V157H87ZM94 158V157H93ZM109 158V157H108ZM119 158H121V157H119ZM123 158V157H122ZM147 158V157H146ZM156 158V157H155ZM166 158V157H165ZM170 158H172L173 159V157L171 156ZM3 159V158H2ZM21 159H22V157H21ZM28 159V158H27ZM32 159V158H31ZM30 159V160H31ZM36 159H38V158H36ZM73 159H74V157H73ZM78 159H79V156H78ZM83 159V158H82ZM84 159H86V158H84ZM94 159H96V158H94ZM117 159V158H116ZM168 159V158H167ZM175 159V158H174ZM8 160V159H7ZM13 160V159H12ZM18 160V159H17ZM88 160V159H87ZM89 160H90V158H89ZM100 160H102V158L100 159ZM110 160V159H109ZM139 160V159H138ZM141 160V159H140ZM139 160V161H140ZM143 160V159H142ZM154 160V159H153ZM160 160V159H159ZM162 160H163V158H162ZM162 160H160V161H162ZM1 161V160H0ZM6 161V160H5ZM9 161V160H8ZM14 161V160H13ZM20 161V160H19ZM26 161H28V160H26ZM46 161V160H45ZM77 161V160H76ZM84 160H82V162H83ZM91 161V160H90ZM93 161V160H92ZM103 161V160H102ZM112 161H114V160H112ZM117 161V160H116ZM122 161V160H121ZM135 161H137V160H135ZM144 161V160H143ZM146 161H147V159H146ZM149 161H150V159H149ZM156 161H158V160H156ZM164 161H166V160H164ZM170 161H172V160H170ZM170 161H168V163L170 162ZM15 162H17V161H14V163ZM21 162V161H20ZM22 162H23V160H22ZM21 162V163H22ZM29 162V161H28ZM74 162V161H73ZM101 162V161H100ZM105 162V161H104ZM120 162V161H119ZM142 162V161H141ZM154 162V161H153ZM3 163V162H2ZM8 163V162H7ZM13 163V162H12ZM18 163V162H17ZM39 163V162H38ZM44 163V162H43ZM46 163V162H45ZM44 163V164H45ZM57 163V162H56ZM78 163V162H77ZM89 163V162H88ZM88 163H86V164H88ZM93 163V162H92ZM137 163H139L138 161H137ZM144 163H146V162H144ZM156 163V162H155ZM157 163H159V161L157 162ZM164 163V162H163ZM162 163V164H163ZM6 164V163H5ZM42 164V163H41ZM43 164V165H44ZM58 164V163H57ZM80 164V163H79ZM95 163H93V165H94ZM104 164V163H103ZM120 164V163H119ZM123 164V163H122ZM122 164H120V165H122ZM125 164V163H124ZM140 164V163H139ZM160 164V163H159ZM172 164H174L173 162H172ZM171 164V165H172ZM176 164V163H175ZM16 165V164H15ZM22 165H25V163L23 162V164ZM34 165V164H33ZM52 165H54V164H52ZM76 165V164H75ZM96 165H97V163H96ZM108 165V163L106 164V166ZM113 165V164H112ZM120 165H119V167H120ZM133 165H134V163H133ZM137 165V164H136ZM145 165V164H144ZM147 165V164H146ZM152 165H153V163H152ZM167 165V164H166ZM6 166V165H5ZM31 166V165H30ZM82 166H83V164H82ZM85 166V165H84ZM84 166H83V168H84ZM87 166V165H86ZM101 166V165H100ZM104 166V165H103ZM114 166V165H113ZM118 166V165H117ZM124 166H126V164L124 165ZM149 166V165H148ZM164 166V165H163ZM169 166V165H168ZM174 166V165H173ZM176 166V165H175ZM174 166V167H175ZM3 167H4V165H3ZM57 167V166H56ZM90 167V166H89ZM128 167H129V165H128ZM135 167V166H134ZM134 167H132V168H134ZM150 167V166H149ZM152 167H155V165L154 166H152ZM151 167V168H152ZM161 167V166H160ZM166 167V166H165ZM169 167H171V166H169ZM177 167V166H176ZM175 167V168H176ZM18 168V167H17ZM24 167H22V169H23ZM45 168H48L47 166L45 167ZM77 168H79V166L77 167ZM88 167H86V169H87ZM100 168V167H99ZM103 168V167H102ZM136 168V167H135ZM142 168H143V166H142ZM141 168V169H142ZM145 168V167H144ZM148 168V167H147ZM157 168V167H156ZM1 169V168H0ZM5 169V168H4ZM13 169V168H12ZM19 169V168H18ZM31 169L32 168H30V171H31ZM37 169H38V167H37ZM41 169V168H40ZM43 169V168H42ZM54 169V168H53ZM57 169H60V168H57ZM92 169V168H91ZM111 169H112V166H111ZM115 169H116V167H115ZM114 169V170H115ZM127 169L128 168H126V171H127ZM139 169V168H138ZM170 169V168H169ZM174 169V168H173ZM173 169H171L172 171H173ZM177 169V168H176ZM6 170V169H5ZM29 170V169H28ZM55 170V169H54ZM120 170V169H119ZM128 170H130V168L128 169ZM152 170V169H151ZM157 170V169H156ZM161 170V169H160ZM163 170V169H162ZM165 170V169H164ZM170 170V171H171ZM175 170V169H174ZM12 171V170H11ZM13 171H15V170H13ZM18 171V170H17ZM23 171V170H22ZM38 171V170H37ZM56 171V170H55ZM89 172H91V170H88ZM93 171V170H92ZM96 171H97V169H96ZM98 171H102V169H100V170H98ZM116 171V170H115ZM114 171V172H115ZM123 171V170H122ZM125 171V172H126ZM131 171H132V169H131ZM134 171H136V170H134ZM168 171V170H167ZM171 171V172H172ZM7 172V171H6ZM10 172V171H9ZM28 172V171H27ZM34 172V171H33ZM43 172V171H42ZM53 172V171H52ZM51 172V173H52ZM59 172H61V171H59ZM87 172V171H86ZM111 172V171H110ZM117 172V171H116ZM142 172V171H141ZM160 172V171H159ZM176 173H177V171H175ZM20 173V172H19ZM36 173H38V172H36ZM93 173V172H92ZM118 173V172H117ZM120 173V172H119ZM136 173H137V171H136ZM144 173H145V171H144ZM163 173V172H162ZM15 174V173H14ZM40 174V173H39ZM54 174V173H53ZM58 174V173H57ZM60 174V173H59ZM93 174H95V173H93ZM122 174V173H121ZM139 174V173H138ZM149 175L151 174L150 172L148 173ZM156 175H158L157 173H155ZM159 174H161V173H159ZM166 174V173H165ZM178 174V173H177ZM2 175V174H1ZM13 175V174H12ZM30 175V174H29ZM44 175H45V172H44ZM120 175V174H119ZM125 175H126V173H125ZM128 175V174H127ZM131 175H133V172H132V174ZM141 175V174H140ZM139 175V176H140ZM144 175V174H143ZM148 175V176H149ZM163 174H161V176H162ZM174 175H175V173H174ZM9 176V175H8ZM11 176V175H10ZM19 176V175H18ZM17 176V177H18ZM22 176V175H21ZM24 176V175H23ZM30 176H32V175H30ZM39 176V175H38ZM47 176V175H46ZM67 176V175H66ZM113 176V175H112ZM111 176V177H112ZM122 176V175H121ZM138 176V177H139ZM142 176V175H141ZM175 176H177V175H175ZM7 177V176H6ZM27 177V176H26ZM33 177V176H32ZM55 177V176H54ZM62 177V179H63V176H61ZM68 177V176H67ZM66 177V178H67ZM124 177V176H123ZM135 177V176H134ZM133 177V178H134ZM146 177V176H145ZM152 177H153V175H152ZM157 177V176H156ZM166 177V176H165ZM58 178V177H57ZM56 178V179H57ZM116 178V177H115ZM141 178V177H140ZM149 178V177H148ZM168 178V177H167ZM170 178V177H169ZM168 178V179H169ZM179 178H178V180H179ZM7 179V178H6ZM18 179H20V178H18ZM21 179H22V177H21ZM20 179V180H21ZM24 179V178H23ZM38 179V178H37ZM40 179V178H39ZM44 179V178H43ZM46 179V178H45ZM59 179V178H58ZM142 179H143V177H142ZM142 179H140L141 181H142ZM147 179V178H146ZM156 179V178H155ZM174 179V178H173ZM175 179H176V177H175ZM11 180H13V181H15L13 178L11 179ZM49 180V179H48ZM60 181H62L61 179H59ZM68 180V179H67ZM70 180V179H69ZM78 180V179H77ZM109 180V179H108ZM113 180H114V178H113ZM117 180V179H116ZM121 180V179H120ZM119 180V182H121L122 180H124V179H122L121 181ZM134 180V179H133ZM133 180H132V182H133ZM136 180V179H135ZM147 180H151V179H147ZM154 179H152V181H153ZM158 180V179H157ZM156 180V181H157ZM160 180V179H159ZM159 180H158V182H159ZM164 180V179H163ZM166 180V179H165ZM170 180V179H169ZM168 180V181H169ZM178 180H176V181H178ZM9 181V180H8ZM23 181V180H22ZM41 181V180H40ZM47 180H45V182H46ZM110 181V180H109ZM108 181V182H109ZM112 181V180H111ZM111 181H110V183H111ZM118 181V180H117ZM131 181V180H130ZM144 181H146V180H144ZM171 181V180H170ZM18 183L20 182L19 180L17 181ZM28 182V181H27ZM44 182V183H45ZM49 182V181H48ZM63 182V181H62ZM65 182V181H64ZM68 182V181H67ZM66 182V183H67ZM104 182H106V181H104ZM126 182V181H125ZM140 182V181H139ZM148 182H150V181H148ZM165 182V181H164ZM163 182V183H164ZM172 182V181H171ZM3 183V182H2ZM15 183V182H14ZM39 183V182H38ZM72 183V182H71ZM75 183V182H74ZM79 183V182H78ZM109 183V184H110ZM127 183V182H126ZM140 183H142V182H140ZM169 183V182H168ZM167 183V184H168ZM177 184H178V182H176ZM176 183H173V184H176ZM6 184H7V182H6ZM26 184V183H25ZM30 184V183H29ZM33 184H35L36 185V183H33ZM68 184V183H67ZM73 184V183H72ZM109 184L108 185H106V186H109ZM123 184V183H122ZM136 184V183H135ZM135 184H133L132 183V186H134ZM156 184H157V188H158V183L156 182ZM166 184V185H167ZM172 184V183H171ZM9 185H10V183H9ZM14 185V184H13ZM44 185H46V184H44ZM63 185V184H62ZM69 185V184H68ZM71 185V184H70ZM82 185H84V184H82ZM115 185V184H114ZM118 185V184H117ZM121 185V184H120ZM128 185V184H127ZM140 184H138V186H139ZM143 186H144V183L142 184ZM17 186V185H16ZM20 186V185H19ZM18 186V187H19ZM22 186V185H21ZM20 186V187H21ZM28 186H30V185H28ZM39 186V185H38ZM67 186V185H66ZM78 186V185H77ZM81 186V185H80ZM86 186V185H85ZM113 186V185H112ZM122 186H124V185H122ZM130 186H131V184H130ZM131 186V187H132ZM147 186H149V185H147ZM147 186H145V187H147ZM160 186V185H159ZM169 186V185H168ZM179 187H180V185H178ZM12 186H10V188H11ZM19 187V188H20ZM31 187V186H30ZM48 187V186H47ZM59 187V186H58ZM72 187V186H71ZM83 187V186H82ZM114 187V186H113ZM117 187V186H116ZM130 187V188H131ZM137 187V186H136ZM164 187H165V185H164ZM163 187V188H164ZM8 188H9V186H8ZM9 188V189H10ZM14 188H15V186H14ZM17 188V187H16ZM26 188H27V186H26ZM25 188V189H26ZM34 188V187H33ZM37 188V187H36ZM39 188V187H38ZM67 188H69V186L67 187ZM118 188V187H117ZM117 188H115V190H117ZM126 188V187H125ZM139 188V187H138ZM176 188V187H175ZM180 188H182V185H181V187ZM2 189H3V187H2ZM6 189V188H5ZM8 189V190H9ZM29 189V188H28ZM42 189V188H41ZM51 189H53V187L51 188ZM56 189V188H55ZM62 189H63V187H62ZM66 189V188H65ZM73 189V188H72ZM71 189V190H72ZM83 189V188H82ZM81 189V190H82ZM121 189V188H120ZM119 189V190H120ZM128 189V188H127ZM140 189V191H141V188H139ZM138 189V190H139ZM151 189V188H150ZM155 189H156V187H155ZM166 189V188H165ZM169 189H171V188H169ZM13 190V189H12ZM56 190H58V189H56ZM64 190V189H63ZM63 190H61V191H63ZM69 190V189H68ZM74 190V189H73ZM79 190H80V187H79ZM78 190V191H79ZM87 190V189H86ZM85 190V191H86ZM107 190V189H106ZM129 190V189H128ZM127 190V191H128ZM144 190H145V188H144ZM147 190H149V189H147ZM160 190H162V189H160ZM164 190V189H163ZM185 190V189H184ZM183 190V191H184ZM6 191V190H5ZM17 191V190H16ZM20 191H21V189H20ZM40 190H38L37 192H39ZM66 191V190H65ZM88 191V190H87ZM110 191V190H109ZM112 191V190H111ZM139 191V192H140ZM24 192H25V190H24ZM29 192V191H28ZM31 192V191H30ZM34 192V191H33ZM44 192V191H43ZM59 192V191H58ZM70 192H72V191H70ZM75 192V191H74ZM80 192V191H79ZM134 192H136L135 191V188H134ZM134 192H132V193H134ZM142 192H143V190H142ZM141 192V193H142ZM147 191H145V193H146ZM154 192V191H153ZM159 192V191H158ZM157 192V193H158ZM161 192H163V191H161ZM164 192H165V190H164ZM171 192V191H170ZM176 192V191H175ZM15 193H17V192H15ZM18 193H19V191H18ZM26 193V192H25ZM47 193H48V191H47ZM52 193V192H51ZM55 193V192H54ZM63 193V192H62ZM65 193V192H64ZM87 193V192H86ZM90 193V192H89ZM104 193V192H103ZM110 192H108V194H109ZM114 193V192H113ZM128 193H129V191H128ZM137 193V192H136ZM149 193V192H148ZM148 193L146 194V195H148ZM173 193H174V189H173ZM172 193V194H173ZM185 193H186V191H185ZM30 194H32V192L30 193ZM39 194V193H38ZM40 194H41V192H40ZM43 194V193H42ZM61 194V193H60ZM66 194H68L67 192H66ZM107 194V195H108ZM115 194V193H114ZM119 194V193H118ZM135 194V193H134ZM134 194H132V195H134ZM163 194V193H162ZM162 194H160V195H162ZM181 194H183V193H181ZM188 194V193H187ZM5 195V194H4ZM22 195V194H21ZM45 195H48V194H45ZM49 195H52V194H49ZM62 195V194H61ZM65 195V194H64ZM69 195V194H68ZM72 195H74V193L72 192V194L71 195H69L70 197L72 196ZM104 195V194H103ZM120 195V194H119ZM123 195V194H122ZM124 195H125V193H124ZM127 195V194H126ZM152 195V194H151ZM157 195V194H156ZM158 195H159V193H158ZM167 195V194H166ZM165 195V196H166ZM171 195V194H170ZM180 195V194H179ZM189 195V194H188ZM6 196V195H5ZM13 196V195H12ZM27 196V195H26ZM29 196V195H28ZM32 196H34V195H32ZM31 196V197H32ZM63 196V195H62ZM84 196V195H83ZM111 196V195H110ZM114 196H116V195H114ZM137 196V195H136ZM169 196V195H168ZM174 196V195H173ZM176 196V195H175ZM186 196V195H185ZM2 197V196H1ZM0 197V198H1ZM4 197V196H3ZM18 197V196H17ZM36 197V196H35ZM34 197V198H35ZM42 197H43V195H42ZM45 197V196H44ZM43 197V198H44ZM52 197H54V200H55V195L54 196H52ZM73 197H75V196H73ZM81 197V196H80ZM112 197V199H113V196H111ZM122 197V196H121ZM126 197V196H125ZM130 197V196H129ZM132 197V196H131ZM134 197V196H133ZM144 198H145V196H143ZM143 197H141V198H143ZM152 197V196H151ZM154 197V196H153ZM160 197V196H159ZM172 197V196H171ZM170 197V198H171ZM178 197V196H177ZM181 197V196H180ZM180 197H178V198H180ZM12 198V197H11ZM25 198V197H24ZM29 198H30V196H29ZM56 198H59V197H56ZM66 198V197H65ZM72 198V197H71ZM76 198V197H75ZM79 198V197H78ZM101 198H103V197H99V199H101ZM108 198V197H107ZM137 198V197H136ZM155 198V197H154ZM154 198H153V200H154ZM183 198V197H182ZM188 198V197H187ZM15 199V198H14ZM19 199V198H18ZM17 199V200H18ZM22 199V198H21ZM27 199V198H26ZM25 199V200H26ZM32 199V198H31ZM61 199H62V197H61ZM77 199V198H76ZM76 199H73V200H76ZM104 199H105V197H104ZM109 199V198H108ZM107 199V200H108ZM112 199H110V200H112ZM126 199V198H125ZM132 199H134V198H132ZM147 199V198H146ZM146 199H144V201L146 200ZM149 199V198H148ZM147 199V200H148ZM150 199H152V198H150ZM163 199V198H162ZM165 199V198H164ZM175 199V198H174ZM191 199V198H190ZM3 200V199H2ZM1 200V201H2ZM24 200V199H23ZM47 200H50V197L49 198H47ZM79 200V199H78ZM102 200V199H101ZM114 200H115V198H114ZM123 199H121L120 201H122ZM130 200V199H129ZM138 200V199H137ZM141 200V199H140ZM157 200V199H156ZM166 200V199H165ZM171 200H172V198H171ZM182 200V199H181ZM184 200V199H183ZM38 201V200H37ZM51 201V200H50ZM49 201V202H50ZM67 201V200H66ZM66 201H63V203H65ZM70 201H72V200H70ZM106 201V200H105ZM113 201V200H112ZM127 201H128V199H127ZM139 201V200H138ZM137 201V202H138ZM142 201H143V199H142ZM150 201V200H149ZM152 201V200H151ZM150 201V202H151ZM167 201V200H166ZM165 201V202H166ZM176 201V200H175ZM179 201V200H178ZM177 201V202H178ZM196 201V200H195ZM3 202V201H2ZM14 202V201H13ZM12 202V203H13ZM16 202V201H15ZM24 202V201H23ZM35 202V201H34ZM52 202V201H51ZM55 202V201H54ZM62 202V201H61ZM77 202H79V201H77ZM81 202V201H80ZM83 202V201H82ZM123 202V201H122ZM125 202H126V200H125ZM131 202H133V200H131ZM135 203H136V201H134ZM133 202V203H134ZM146 202V201H145ZM154 202V201H153ZM162 202V201H161ZM160 202V203H161ZM170 202V201H169ZM189 202H190V200H189ZM197 202V201H196ZM18 203V202H17ZM42 203V202H41ZM41 203H40V205H41ZM45 203V202H44ZM48 203V202H47ZM75 203H76V201H75ZM105 203V202H104ZM110 203H113V202H110ZM124 203V202H123ZM123 203H122V207L124 206L125 207V205H123ZM129 203V202H128ZM159 203V202H158ZM173 202H171V204H172ZM176 203V202H175ZM182 203V202H181ZM185 204H186V202H184ZM188 203V202H187ZM191 203V202H190ZM195 203V202H194ZM8 204V203H7ZM19 204H21V203H19ZM23 204V203H22ZM25 204V203H24ZM101 204H103L102 203V201H101ZM126 204V203H125ZM131 204V203H130ZM146 204V203H145ZM143 205V206H141V207H143V208H145L144 206H146V205ZM153 203H151V205H152ZM178 204H180V202H178ZM184 204V205H185ZM196 204H198V203H196ZM32 205H33V203H32ZM35 205V204H34ZM33 205V206H34ZM44 205V204H43ZM56 205H57V203H56ZM55 205V206H56ZM65 205V204H64ZM77 206L78 205H82V204H76ZM108 205V204H107ZM111 205V204H110ZM113 205H114V203H113ZM116 205V204H115ZM114 205V206H115ZM128 205V204H127ZM135 205V204H134ZM174 205V204H173ZM195 205V204H194ZM201 205V206H202ZM4 206V205H3ZM17 206H19V205H17ZM29 206V205H28ZM33 206L31 207V209L33 208ZM36 206H37V204H36ZM54 206V207H55ZM62 206V205H61ZM72 206V205H71ZM139 206V205H138ZM148 206V205H147ZM146 206V207H147ZM166 206V205H165ZM171 206V205H170ZM193 206V205H192ZM200 206V207H201ZM27 207V206H26ZM26 207H24L25 208V210H26ZM43 208H44V206H42ZM50 206H48V208H49ZM78 207H80L81 208V206H78ZM78 207H76V208H78ZM105 207V206H104ZM116 207L118 208V206L116 205ZM123 207V208H124ZM127 207V206H126ZM134 207V206H133ZM140 207V206H139ZM140 207V208H141ZM153 207V206H152ZM155 207V206H154ZM159 208L157 209L158 210V212H159V209H161V206H158ZM167 207V206H166ZM175 207V206H174ZM181 207V206H180ZM180 207H178V208H180ZM188 207H190V206H188ZM198 207V206H197ZM3 208V207H2ZM14 208H16V207H14ZM37 208V207H36ZM40 208V207H39ZM47 208V209H48ZM57 208V207H56ZM56 208H55V210L54 211H57L56 210ZM71 208H73V207H71ZM110 208H113V207H110L109 206V209ZM117 208H115L116 209V211H117ZM120 208V207H119ZM118 208V209H119ZM130 208H132L131 206H130ZM135 208V207H134ZM150 208V207H149ZM177 208V209H178ZM186 208H187V205H186ZM4 209V208H3ZM12 209V208H11ZM47 209H45L44 208V211L45 210H47ZM63 209V208H62ZM69 209V208H68ZM104 209V208H103ZM106 209V208H105ZM108 209V208H107ZM106 209V210H107ZM120 209H122V208H120ZM166 209V208H165ZM164 209V210H165ZM173 209V208H172ZM6 210V209H5ZM10 210V209H9ZM35 210H38V209H35ZM42 210V209H41ZM53 210V209H52ZM60 210V209H59ZM75 210V209H74ZM74 210H72V211H74ZM106 210H104V211H106ZM123 211H124V209H122ZM126 210V209H125ZM130 210V209H129ZM129 210H126V211H128L129 212ZM133 210V209H132ZM143 210H146V208L145 209H143ZM143 210H142V212H143ZM147 210H148V208H147ZM155 210H156V208H155ZM162 210V209H161ZM167 210H169V208L167 209ZM180 210H181V208H180ZM188 210H190V209H188ZM194 210V209H193ZM62 211V210H61ZM107 211H112V210H107ZM134 211V210H133ZM138 211H139V209H138ZM163 211V210H162ZM192 211V210H191ZM204 211V210H203ZM8 212V211H7ZM9 212H11V211H9ZM13 212V211H12ZM21 212V211H20ZM23 212V211H22ZM21 212V213H22ZM39 212V211H38ZM43 212V211H42ZM46 212V211H45ZM62 212H64V211H62ZM65 212H67V210L65 211ZM78 212H79V210H78ZM77 212V213H78ZM118 212V211H117ZM125 212V211H124ZM132 212V211H131ZM142 212H140V213H142ZM154 212V211H153ZM164 212V211H163ZM167 212V211H166ZM165 212V213H166ZM178 212V211H177ZM193 212V211H192ZM34 213V212H33ZM48 213V212H47ZM61 213V212H60ZM68 213V212H67ZM66 213V215H69V213L67 214ZM73 213V212H72ZM77 213H75V214H77ZM93 213V212H92ZM103 213V212H102ZM102 213L99 215V216H101L102 215ZM105 213V212H104ZM107 213V212H106ZM113 213H115L114 212V210H113ZM118 213H120V212H118ZM121 213H122V211H121ZM121 213H120V215H121ZM148 213H151L152 215L153 214H155V213H152V212H149L148 211ZM173 213V212H172ZM181 213V212H180ZM11 214V213H10ZM24 214V213H23ZM29 214H30V212H29ZM39 214H42V213H39ZM46 214V213H45ZM49 214H51V213H49ZM56 214V213H55ZM80 214V213H79ZM97 214V213H96ZM128 214V213H127ZM126 214V215H127ZM130 214V213H129ZM143 214V213H142ZM145 214V213H144ZM143 214V216H145ZM158 214V213H157ZM156 214V215H157ZM178 214H179V212H178ZM25 215V214H24ZM34 215H37V214H35L34 213ZM52 215H54V214H52ZM61 215H62V213H61ZM89 215V214H88ZM91 215V214H90ZM117 215V214H116ZM125 215V214H124ZM125 215V216H126ZM134 215V214H133ZM136 215V214H135ZM165 215V214H164ZM169 215V214H168ZM11 216V215H10ZM30 216H32V215H30ZM45 216V215H44ZM49 216V215H48ZM71 216V215H70ZM98 216V217H99ZM103 216V215H102ZM109 216H110V214H109ZM124 216V217H125ZM158 216V215H157ZM163 216V215H162ZM175 216V215H174ZM179 216V215H178ZM192 216V215H191ZM15 217V216H14ZM13 217V218H14ZM17 217V216H16ZM35 217V216H34ZM39 217V216H38ZM56 217H58V216H56ZM60 217V216H59ZM62 217V216H61ZM69 217V216H68ZM74 217V216H73ZM79 217H81V216H79ZM79 217H77V218H79ZM91 217V216H90ZM89 217V218H90ZM92 217H93V214H92ZM108 217V216H107ZM106 217V218H107ZM111 217V216H110ZM110 217H109V222H112V221H110L111 219H110ZM118 217V215L116 216V218ZM140 217V216H139ZM142 217V216H141ZM146 217V216H145ZM147 217H151V216H149V214H147ZM154 217V216H153ZM152 217V218H153ZM156 217V216H155ZM161 217V216H160ZM165 217V216H164ZM167 217H169V216H167ZM170 217H171V215H170ZM180 217V216H179ZM4 218V217H3ZM6 218V217H5ZM21 218V217H20ZM19 218V219H20ZM32 218V217H31ZM36 218V217H35ZM45 218V217H44ZM49 218H51L50 216H49ZM63 218V217H62ZM65 218V217H64ZM64 218H63V220H64ZM84 218V217H83ZM86 218V217H85ZM100 218V217H99ZM112 218H115V217H112ZM131 218V217H130ZM129 218V219H130ZM166 218V217H165ZM181 218V217H180ZM12 219V218H11ZM18 219V220H19ZM27 219H29V217L27 216ZM34 219V218H33ZM40 219V218H39ZM54 219V218H53ZM108 219V218H107ZM129 219H127V220H129ZM164 219V218H163ZM178 220H179V218H177ZM4 220V219H3ZM2 220V221H3ZM62 220V221H63ZM68 220H69V218H68ZM94 220V219H93ZM116 220V219H115ZM133 220H134V217H133ZM132 220V221H133ZM143 220H145V219H143ZM160 220V219H159ZM1 221V222H2ZM9 221V220H8ZM13 221V220H12ZM33 221V220H32ZM46 222H47V220H45ZM45 221H43V224H44V222ZM48 221H52L51 219L50 220H48ZM73 221V220H72ZM71 221V222H72ZM74 221H76V220H74ZM78 221V220H77ZM77 221H76V223H77ZM80 221V220H79ZM84 220H82V222H83ZM89 222H90V220H88ZM96 221V220H95ZM104 221V220H103ZM123 221H125V220H123ZM131 221V220H130ZM138 221V220H137ZM136 221V222H137ZM149 221H151V220H149ZM161 221V220H160ZM10 222V221H9ZM27 222V221H26ZM26 222H24V223H26ZM45 222V223H46ZM54 221H52V223H53ZM57 222V221H56ZM69 222V221H68ZM67 222V223H68ZM70 222V223H71ZM85 222H86V220H85ZM93 222V221H92ZM91 222V223H92ZM105 222V221H104ZM104 222H102V223H104ZM119 222V221H118ZM139 222V221H138ZM141 222V221H140ZM158 222V221H157ZM177 222V221H176ZM186 222H188V221H186ZM185 222V223H186ZM7 223V222H6ZM33 223V222H32ZM39 223V222H38ZM59 223V222H58ZM61 223V222H60ZM59 223V224H60ZM63 223V222H62ZM61 223V224H62ZM73 223V222H72ZM106 223V222H105ZM108 223V222H107ZM117 223V222H116ZM123 223H125V222H123ZM142 223H143V221H142ZM175 223V222H174ZM238 223H242V227L240 228L239 227V224ZM9 224V223H8ZM42 224V225H43ZM66 224V223H65ZM69 224V223H68ZM67 224V225H68ZM85 224V223H84ZM100 224V223H99ZM108 224H111V223H108ZM122 224V223H121ZM121 224H118V225H121ZM129 224V223H128ZM138 223H136V225H137ZM140 224V226H141V223H139ZM178 224V223H177ZM14 225H16V224H14ZM22 225H24L23 223H22ZM41 225V224H40ZM50 225H52L51 223H50ZM55 225V224H54ZM66 225V226H67ZM80 225V224H79ZM85 225H87V224H85ZM104 225V224H103ZM115 225V224H114ZM113 224H112V226H114ZM127 225V224H126ZM132 225H134V224H132ZM132 225L130 226V227H132ZM176 225V224H175ZM175 225L173 226L172 225V227H175ZM241 225V224H240ZM2 226V225H1ZM19 226V225H18ZM31 226V225H30ZM39 225H37L36 227H38ZM75 226V225H74ZM82 226H84L83 224H82ZM81 226V227H82ZM94 226H96L95 224H94ZM105 226V225H104ZM111 226V227H112ZM135 226V225H134ZM133 226V227H134ZM144 226V225H143ZM146 226V225H145ZM149 226H150V224H149ZM177 226H179V225H177ZM182 226V225H181ZM180 226V227H181ZM187 226V225H186ZM189 226V225H188ZM17 227V226H16ZM20 227V226H19ZM43 227V226H42ZM47 227L48 226H46V230H48L47 229ZM61 227V226H60ZM69 227H71V226H69ZM75 227H77V225L75 226ZM74 227V228H75ZM86 227V226H85ZM97 227V226H96ZM107 227V226H106ZM119 228H121L120 226H118ZM138 227L139 226H137V228L136 229H138ZM0 228H2V227H0ZM7 228V227H6ZM45 228V227H44ZM50 228V227H49ZM53 228V227H52ZM64 228H65V226H64ZM83 228V227H82ZM99 228V227H98ZM103 228V227H102ZM105 228V227H104ZM109 228V227H108ZM112 228H114V227H112ZM117 228V227H116ZM124 228V227H123ZM123 228H121L120 230H122ZM176 228V227H175ZM179 228V227H178ZM177 228V229H178ZM14 229V228H13ZM20 229V228H19ZM31 229H32V227H31ZM40 229V228H39ZM67 229H68V227H67ZM71 229V228H70ZM73 229V228H72ZM78 229H79V227H78ZM84 229V228H83ZM90 228H88V230H89ZM92 229V230H91ZM90 230L91 231H93L94 229H97V228H91ZM128 229V228H127ZM143 229V228H142ZM181 229V228H180ZM183 229V228H182ZM26 230V229H25ZM38 230V229H37ZM62 230V229H61ZM64 230V232L66 231V229H63ZM76 230V229H75ZM102 230V229H101ZM104 230V229H103ZM111 230V229H110ZM114 230V229H113ZM128 230H130V229H128ZM131 230H132V228H131ZM134 230V229H133ZM139 230H141V229H139ZM33 231V230H32ZM36 231V230H35ZM34 231V232H35ZM40 231H42V230H40ZM73 232H74V230H72ZM81 231V230H80ZM84 231H85V229H84ZM87 231V230H86ZM97 231H99V229L97 230ZM135 231H137V230H135ZM146 231H148V230H146ZM172 231H173V229H172ZM176 231V230H175ZM5 232H6V230H5ZM12 232V231H11ZM10 232V233H11ZM46 232V231H45ZM49 232V231H48ZM54 232V231H53ZM57 232V231H56ZM60 232V231H59ZM62 232V231H61ZM78 232V231H77ZM76 232V233H77ZM107 232V231H106ZM145 232V231H144ZM178 232H179V229H178ZM187 232L185 233V234H187ZM8 233V232H7ZM33 233V232H32ZM101 233H104V232H101ZM130 233V232H129ZM133 233H134V231H133ZM133 233H132V235H133ZM136 233V232H135ZM170 233V232H169ZM15 234V233H14ZM43 234V233H42ZM55 234V233H54ZM64 233H62V235H63ZM97 234V233H96ZM100 234V233H99ZM108 234V233H107ZM111 234H113V233H111ZM118 234H120V233H118ZM127 234V233H126ZM136 234H138V233H136ZM145 234H147V233H145ZM148 234H149V232H148ZM151 234V233H150ZM172 234H174V233H172ZM181 234H184V233H181ZM241 234H242V239H241ZM34 235V234H33ZM47 235V234H46ZM61 235V234H60ZM60 235H59V237H60ZM65 235V234H64ZM78 235V234H77ZM88 235V234H87ZM90 235V234H89ZM91 235H94V234H91ZM115 235V234H114ZM113 235V236H114ZM122 235H124V234H122ZM131 235V236H132ZM152 235V234H151ZM211 235V236H212ZM7 236V235H6ZM6 236H4V237H6ZM24 236V235H23ZM37 236V235H36ZM50 236V235H49ZM65 236H67V235H65ZM70 236V235H69ZM74 236V235H73ZM96 236V235H95ZM94 236V237H95ZM100 236V235H99ZM98 236V237H99ZM104 236V235H103ZM103 236H102V238H103ZM105 236H107V235H105ZM109 236H110V233H109ZM108 236V237H109ZM139 236V235H138ZM142 236H144L145 237V235H142ZM142 236H140L141 238H142ZM166 236V235H165ZM170 236V235H169ZM172 236V235H171ZM184 236V235H183ZM16 237V236H15ZM31 237H33V236H31ZM39 237V236H38ZM54 237H56V235L54 236ZM62 237V236H61ZM77 237H80V236H77ZM82 237H83V235H82ZM92 238H93V236H91ZM98 237H95V239H97ZM118 237V236H117ZM116 237V238H117ZM120 237V236H119ZM124 237V236H123ZM128 237H129V235H128ZM127 237V238H128ZM136 237V236H135ZM140 237H138V238H140ZM149 237V236H148ZM153 237V236H152ZM174 237H175V235H174ZM210 237V236H209ZM52 238V237H51ZM63 238V237H62ZM66 238H68V237H66ZM69 238H71V237H69ZM84 238H86V237H84ZM91 238V239H92ZM101 238V239H102ZM106 238V237H105ZM104 238V239H105ZM147 237H145V239H146ZM166 238V237H165ZM179 237L177 236V239H178ZM185 238V237H184ZM1 239H3L4 240V238H1ZM10 239H12V237L10 238ZM16 239H18L17 237H16ZM30 239V238H29ZM35 239V238H34ZM38 239V238H37ZM57 239H58V237H57ZM83 239V238H82ZM94 239V240H95ZM100 239V238H99ZM109 239V238H108ZM114 238H112V240H113ZM119 239V238H118ZM121 239H123V238H121ZM121 239H119V240H121ZM128 239H130V238H128ZM127 239V240H128ZM150 238H148V240H149ZM152 239V238H151ZM166 239H168L169 240V238H166ZM173 239V238H172ZM186 239V238H185ZM8 240V239H7ZM23 240V239H22ZM41 240V239H40ZM43 240V239H42ZM56 240V239H55ZM66 240V239H65ZM74 240V239H73ZM72 239H71V242L73 241ZM86 240V239H85ZM103 240V239H102ZM111 240V238H110V241H112ZM124 240V239H123ZM131 240H132V238H131ZM209 240H210V238H209ZM9 241H12V240H9ZM25 241V240H24ZM50 241V240H49ZM58 241V240H57ZM60 241V240H59ZM58 241V242H59ZM64 241V240H63ZM83 241V240H82ZM104 241V240H103ZM105 241H108L107 239L105 240ZM122 241V240H121ZM137 241V240H136ZM143 241V244H146V243H144V241L145 240H142ZM147 241V240H146ZM154 241V240H153ZM165 241V240H164ZM44 242H46V241H44ZM48 242V241H47ZM51 242V241H50ZM55 242V241H54ZM66 242H68V241H66ZM76 242H77V240H76ZM114 242V241H113ZM118 242V241H117ZM117 242H115L116 244H118ZM124 242V241H123ZM129 242H130V240H129ZM140 242V241H139ZM139 242H138V244H139ZM152 242V241H151ZM156 242V241H155ZM154 242V243H155ZM158 242V241H157ZM209 242V241H208ZM8 243V242H7ZM10 243V242H9ZM12 243H14V242H12ZM25 243V242H24ZM40 243V242H39ZM42 243H43V241H42ZM56 243V242H55ZM62 244H63V242H61ZM65 243V242H64ZM78 243V242H77ZM82 243H84V242H82ZM89 243V242H88ZM87 243V244H88ZM99 243V242H98ZM103 243V242H102ZM109 243V242H108ZM119 243H120V241H119ZM122 243V242H121ZM120 243V246L122 247V244ZM137 243V242H136ZM180 243V242H179ZM187 243V242H186ZM213 243V242H212ZM211 243V244H212ZM238 243V242H237ZM239 243H240V241H239ZM3 244H5V243H3ZM28 244H30V243H28ZM32 244H33V242H32ZM31 244V245H32ZM37 244V243H36ZM36 244H35V246H36ZM47 245H48V243H46ZM54 244V243H53ZM57 244V243H56ZM60 244V243H59ZM71 244V243H70ZM76 244V243H75ZM86 244V243H85ZM97 244V243H96ZM104 244V243H103ZM102 244V245H103ZM111 244V243H110ZM126 244V243H125ZM130 244V243H129ZM173 244H175V243H173ZM219 244V243H218ZM44 245V244H43ZM67 245H68V243H67ZM74 245V244H73ZM78 245H80V244H78ZM77 245V246H78ZM90 245H91V243H90ZM100 245V244H99ZM106 245V244H105ZM115 245V244H114ZM127 245V244H126ZM141 245V244H140ZM153 245V244H152ZM151 245V246H152ZM155 245H157L156 243H155ZM217 245V244H216ZM215 245V246H216ZM231 244H229V246H230ZM34 246V247H35ZM37 246H38V244H37ZM36 246V247H37ZM51 246V245H50ZM54 246V245H53ZM52 246V247H53ZM55 246H57V245H55ZM59 246V245H58ZM86 246V245H85ZM101 246V245H100ZM107 246L109 247V249L108 250H110L111 248H110V245H108L107 244ZM107 246H105V247H107ZM116 246H118V245H116ZM139 246V245H138ZM144 246V245H143ZM150 246V245H149ZM164 246H165V244H164ZM206 246H208V245H206ZM212 246V245H211ZM224 246V245H223ZM228 246V247H229ZM232 246V245H231ZM230 246V247H231ZM236 246H239V245H236ZM244 246V245H243ZM247 246V247H248ZM5 247H9V246H7V244H6V246ZM29 247H30V245H29ZM42 247V246H41ZM44 247V246H43ZM73 246H71V248H72ZM76 247V246H75ZM87 247V246H86ZM104 247V246H103ZM111 247H113V246H111ZM136 247H137V245H136ZM136 247H134V248H136ZM153 247V246H152ZM161 247V246H160ZM210 247V246H209ZM19 248V247H18ZM25 248V247H24ZM23 248V249H24ZM30 248H33V246L32 247H30ZM39 249H41L40 247H38ZM60 248V247H59ZM62 248V247H61ZM79 248V247H78ZM78 248H76V251H77V249ZM126 248V246L124 247V249ZM131 248H132V246H131ZM138 248V247H137ZM143 248V247H142ZM156 248V247H155ZM175 248V247H174ZM185 249V244H184V246L183 247H181V248H177V249ZM205 248H207V247H205ZM214 248H216V247H214ZM219 248H221V247H219ZM223 248V247H222ZM5 249V248H4ZM12 249V248H11ZM17 249V248H16ZM16 249H12L13 250V252H14V250H16ZM62 249H64V248H62ZM66 249H67V247H66ZM65 249V250H66ZM87 249V248H86ZM88 249H91V248H88ZM114 249V248H113ZM118 249V248H117ZM129 249V248H128ZM149 249H151V248H149ZM153 249V248H152ZM157 249V248H156ZM171 248H169V250H170ZM176 249V248H175ZM176 249V251L177 252H181V251H178ZM212 249V248H211ZM217 249V248H216ZM224 249H225V247H224ZM228 249V248H227ZM25 250V249H24ZM32 250V249H31ZM36 251V249H33V251ZM43 250V249H42ZM45 250V249H44ZM52 250H54L53 248L51 249V251ZM82 250H84L83 248H82ZM98 250H99V248H98ZM103 251H105L104 249H102ZM101 250V251H102ZM107 250V251H108ZM123 250V249H122ZM140 250V249H139ZM142 250H144V249H142ZM157 250H159V249H157ZM168 250V251H169ZM205 250V249H204ZM219 250V249H218ZM218 250H217V252H218ZM230 250H231V248H230ZM236 250V249H235ZM234 250V251H235ZM245 250H247V249H245ZM18 251V250H17ZM16 251V252H17ZM32 251V252H33ZM46 251V250H45ZM50 251V250H49ZM55 251V250H54ZM56 251H58V250H56ZM63 251V250H62ZM69 251V250H68ZM76 251H75V253H76ZM86 251V250H85ZM117 251H120V250H117ZM125 251V250H124ZM131 251V250H130ZM133 251H135V250H133ZM144 251H148V248H147V250H144ZM151 251V250H150ZM149 251V252H150ZM172 251V250H171ZM184 251H186V249L184 250ZM188 251V250H187ZM197 251V250H196ZM196 251L195 252H193L194 254H196ZM201 251V250H200ZM206 251L208 252V250L206 249ZM205 251V252H206ZM225 251V250H224ZM232 251H233V249H232ZM231 251V252H232ZM2 252H3V250H2ZM6 252V251H5ZM8 252H9V249H8ZM7 252V253H8ZM19 252V251H18ZM30 252V251H29ZM42 252V251H41ZM74 252V251H73ZM126 252V251H125ZM170 252V251H169ZM168 252V253H169ZM183 252V251H182ZM189 252V251H188ZM209 252H210V250H209ZM216 252V251H215ZM239 252V251H238ZM237 252V253H238ZM264 252V251H263ZM36 253V252H35ZM43 253L44 252H42L41 254L43 255ZM61 253V252H60ZM59 253V254H60ZM66 253V252H65ZM83 253V252H82ZM85 253V252H84ZM87 253H89V252H87ZM94 253V252H93ZM112 253H113V251H112ZM115 253V252H114ZM128 253V252H127ZM135 253V252H134ZM138 253V252H137ZM137 253H135V255L137 254ZM203 253V252H202ZM12 254V253H11ZM10 254V255H11ZM18 254V253H17ZM27 254V253H26ZM30 254H32L31 252H30ZM34 254V253H33ZM32 254V255H33ZM48 253H46V255H47ZM53 254V253H52ZM51 254V255H52ZM54 254H56V255H58L57 253H54ZM71 254V253H70ZM77 254V253H76ZM75 254V255H76ZM79 254V253H78ZM95 254H97V252L95 253ZM110 254V253H109ZM129 254V253H128ZM139 254V253H138ZM137 254V255H138ZM141 254H142V251H141ZM149 254V253H148ZM173 254V253H172ZM198 254V253H197ZM200 254V253H199ZM223 254V253H222ZM221 254V255H222ZM228 254H230V252H228ZM232 254V253H231ZM230 254V255H231ZM244 254V253H243ZM254 254V255H255ZM10 255H9V257H10ZM39 255V254H38ZM38 255H37V257H38ZM67 255V254H66ZM65 255V256H66ZM74 255V256H75ZM86 255V254H85ZM94 255V254H93ZM98 255V254H97ZM104 253H103V256L102 255H100V256H102V257H104ZM126 255V254H125ZM136 255V256H137ZM140 255V254H139ZM138 255V256H139ZM176 256L178 255L177 253L175 254ZM182 255V254H181ZM180 255V256H181ZM188 255H189V253H188ZM192 256H194L193 254H191ZM220 255V254H219ZM225 255V254H224ZM248 255V254H247ZM250 255V254H249ZM258 255V254H257ZM19 256V255H18ZM31 256V255H30ZM30 256H28V257H30ZM34 256V255H33ZM32 256V257H33ZM40 256V255H39ZM45 256V255H44ZM63 256V255H62ZM109 256V255H108ZM114 256H116L115 254H114ZM113 256V257H114ZM128 256V255H127ZM130 256V255H129ZM142 256V255H141ZM145 255H143L142 257H143V259L145 258L144 257ZM162 256V255H161ZM172 256V255H171ZM171 256L168 258L169 260H170V258H171ZM173 256H174V254H173ZM172 256V258H174ZM175 256V257H176ZM179 256V255H178ZM200 256V255H199ZM207 256H209V255H207ZM215 256V255H214ZM229 256V255H228ZM232 256V255H231ZM251 256V255H250ZM253 256V255H252ZM251 256V257H252ZM14 257H16V256H14ZM22 257V256H21ZM21 257L19 258V259H21ZM27 257V258H28ZM41 257V256H40ZM51 257L52 256H50L49 258L51 259ZM54 257V256H53ZM52 257V258H53ZM56 257V256H55ZM60 257V256H59ZM64 257V256H63ZM69 257V256H68ZM73 257V256H72ZM99 257V256H98ZM97 257V258H98ZM105 257H106V255H105ZM104 257V258H105ZM112 257V258H113ZM121 257V256H120ZM122 257H125V256H123L122 255ZM131 257V256H130ZM129 257V258H130ZM135 257V256H134ZM142 257H140V259L142 258ZM155 257V256H154ZM158 257H160V256H158ZM162 257H164V255L162 256ZM195 257V256H194ZM204 257V256H203ZM222 257H223V255H222ZM240 257H242V256H240ZM258 257H260V256H258ZM263 257V256H262ZM261 257V258H262ZM11 258V257H10ZM10 258H9V260H10ZM23 258V257H22ZM26 257H24V259H25ZM47 258V257H46ZM45 258V259H46ZM48 258V259H49ZM61 258V257H60ZM80 258H81V256H80ZM85 258V257H84ZM137 258V257H136ZM155 258H157V257H155ZM166 258V257H165ZM198 258V257H197ZM201 258V257H200ZM208 258V257H207ZM214 258V257H213ZM234 258V257H233ZM236 258V257H235ZM238 258V257H237ZM253 258V257H252ZM1 259H3V258H1ZM8 259V258H7ZM15 258H11V260H14ZM18 259V258H17ZM18 259V260H19ZM65 259V258H64ZM69 259V258H68ZM71 259H73V258H71ZM70 259V260H71ZM79 259V258H78ZM77 259V260H78ZM91 259H93L92 258V255H91ZM96 259V258H95ZM99 259V258H98ZM97 259V260H98ZM116 259V258H115ZM118 259V258H117ZM125 259V258H124ZM127 259V258H126ZM139 258H137V260H138ZM142 259V260H143ZM168 259L167 260H164V262H168ZM175 259V258H174ZM181 259V258H180ZM193 260H194V258H192ZM191 259V260H192ZM206 259V258H205ZM217 259V258H216ZM215 259V260H216ZM225 259H226V257H225ZM224 259V260H225ZM244 259V258H243ZM246 259V258H245ZM249 259V258H248ZM5 260V259H4ZM9 260H8V262L7 263H9ZM10 260V261H11ZM18 260H16V261H18ZM76 260V259H75ZM81 260V259H80ZM83 260V259H82ZM87 260V259H86ZM137 260H133L132 259V261L134 262V261H136V264H137ZM153 260V259H152ZM156 260V259H155ZM155 260H154V263H155ZM161 260V259H160ZM173 260V259H172ZM177 260V259H176ZM178 260H179V258H178ZM192 260V261H193ZM196 260V259H195ZM209 260V259H208ZM221 260V259H220ZM227 260V259H226ZM232 260V259H231ZM230 260V261H231ZM237 260V259H236ZM241 260V259H240ZM252 260V259H251ZM261 260V259H260ZM7 261V260H6ZM15 261V262H16ZM41 261V260H40ZM45 261V260H44ZM52 261V260H51ZM55 261V260H54ZM79 261V260H78ZM77 261V262H78ZM95 261V260H94ZM105 261V260H104ZM118 261V260H117ZM126 261V260H125ZM124 261V262H125ZM129 261V260H128ZM139 261H141V260H139ZM145 261V259L143 260V262ZM149 261H151L150 259H149ZM157 261V260H156ZM159 261V260H158ZM199 261V260H198ZM210 261H212V262H210ZM210 261H208V262H210V263H213V260H210ZM234 261V260H233ZM239 261V260H238ZM38 262V261H37ZM63 262H65L64 260H63ZM90 262V261H89ZM92 262V261H91ZM109 262V261H108ZM110 262H111V260H110ZM120 262V261H119ZM142 262V261H141ZM152 262V261H151ZM151 262H149V264L151 263ZM178 262V261H177ZM176 262V263H177ZM202 262V261H201ZM207 262V263H208ZM241 262L242 263H239V264H245V262H243L242 260H241ZM249 261H247L246 263H248ZM257 262V261H256ZM14 263V262H13ZM22 263H24V261L22 262ZM43 263V262H42ZM54 263V262H53ZM69 263V262H68ZM67 263V264H68ZM72 263V262H71ZM70 263V264H71ZM82 263V262H81ZM96 263V262H95ZM104 263V262H103ZM117 263V262H116ZM121 263V262H120ZM127 263V262H126ZM131 263V262H130ZM139 263V262H138ZM153 263V264H154ZM179 263H180V260H179ZM193 263V262H192ZM191 263V264H192ZM206 263V262H205ZM230 263V262H229ZM235 263V262H234ZM252 263V262H251ZM26 264V263H25ZM45 264V263H44ZM47 264V263H46ZM49 264V263H48ZM58 264V263H57ZM65 264V263H64ZM83 264H86V263H83ZM98 264V263H97ZM106 264V263H105ZM107 264H109V263H107ZM122 264V263H121ZM134 264V263H133ZM140 264V263H139ZM161 264H162V262H161ZM167 264H169V263H167ZM184 264V263H183ZM186 264H187V262H186ZM194 264V263H193ZM199 264V263H198ZM202 264V263H201ZM217 264H219V263H217ZM226 264V263H225ZM236 264V263H235ZM258 264V263H257ZM259 264H264V260L262 259V261L259 263Z\"/></svg>", "mask_w": 264, "mask_h": 264}, {"label": "snow or ice", "instance_id": "obj_3", "mask_svg": "<svg viewBox=\"0 0 264 264\" xmlns=\"http://www.w3.org/2000/svg\"><path fill=\"white\" fill-rule=\"evenodd\" d=\"M234 5L229 3L228 0H201L199 5L189 4L187 0H158L156 4L157 10L161 15L157 18V23L163 27L167 26L169 35L175 39V32H173V25L171 20L176 17H180L182 20L186 21L188 26L194 27L199 21L197 16L193 13L189 15V8H201L206 10H219L233 7ZM261 12L264 14V0H261ZM222 19H225L222 17ZM115 26V22H113ZM121 43H127L134 41L138 44H143L146 46H151L153 43L152 37L148 33L147 29L144 31H137L134 35H129L127 33L119 36ZM164 50L161 49V54Z\"/></svg>", "mask_w": 264, "mask_h": 264}]
</instances>
